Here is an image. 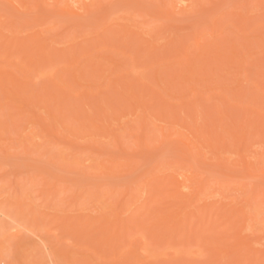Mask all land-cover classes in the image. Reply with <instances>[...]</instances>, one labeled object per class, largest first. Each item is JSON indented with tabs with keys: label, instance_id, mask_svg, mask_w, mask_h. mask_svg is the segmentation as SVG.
Segmentation results:
<instances>
[{
	"label": "rangeland",
	"instance_id": "rangeland-1",
	"mask_svg": "<svg viewBox=\"0 0 264 264\" xmlns=\"http://www.w3.org/2000/svg\"><path fill=\"white\" fill-rule=\"evenodd\" d=\"M17 1L18 0H16L15 2L13 1L14 3H11V0L10 1L0 0V22L3 20L6 21V22H4V21L1 22V23H4V25H3L4 28H3L2 24H0V33H2L1 34L2 36L0 35V44H1V46H0V53H1L0 54V63H1L0 64V75L1 74L3 75L6 72V70H9V71L11 70V72H13L14 75H16L15 76V78H16L15 86H17V87H18V85L23 86V89L16 88V90H13L14 92L17 91L16 92L17 94L19 93L18 91H20L19 97H21V98L16 96V98H17V99H15L16 101L13 100L14 106L15 105L16 106L13 109H9L10 107H8V106L13 107V103L6 101V100L10 101V99H6V100H4V99L6 97H8V95H9L8 89L11 88V90H12L13 87H12V85H10L8 83V80L5 79V78H7L6 76H4L5 74L3 76L5 77L4 79L7 80L6 83H5V80H4V82L0 81V87H1L0 88V96H1V98H3L2 100H4L3 102H0V104L1 103L4 104V102L6 104V105L4 104L5 107L0 105V106H2L0 108V110H2V111H0V264H88V263L90 264V262L93 264H123V263L129 264L130 262L127 263L126 258H129L130 255L125 256V254L128 252V249L131 250V248H133L132 252L134 251L133 253H135V255H136V256H134V254L132 253V255L135 258L132 257V258L128 259L129 261H132V264H164V262H165V264H187V262H188V264H211L212 261H213L212 264H222V263L223 264H249V263L250 264H253V263L258 264V261H259V264H262L263 263L262 260H264V194H263V192H264L263 191L264 190V178H263L264 175L260 176L261 178L260 177L257 178V177L259 175H261V173H262V172L258 171V168H260V169L263 168V170H264V156H262V158H261L262 161H260L261 154L263 153L262 150H264V141L263 142L261 141L264 138V128H263V126H264V83H263V81H262V83H260L259 79L255 80L254 78L257 77V76L255 77V75H257L255 73V71L257 72L259 69V70H263L262 72H264V67L261 66L260 64H258V62H257L258 67H256V65H254L255 64L254 62H256V60H255L256 58L257 59L260 58L259 60H261V61L264 60L261 58V56L264 55V48H263L264 47V44H263L264 40H262V38L264 39V37H263L264 36V17H263L264 6L261 5V3L264 5V0H259L260 2H257L258 0H209V1L208 0H172V2H171V0H161L162 2L160 0H83L86 4L89 5L87 12H86V10L82 12L83 9L81 10L77 7L79 9L78 10L76 8V6L81 7L83 4H81V2L76 3V2H74L75 0L74 1L73 0H67L68 2H66V0H57L58 3L55 2L56 0H44V1L36 0V2H39V3H38V6H36V7L33 6L34 8L32 7V5L34 4L35 0H32L30 2L32 4H30V7H28L29 10H27L28 8L26 9V6L21 7L20 1H18V3H16ZM169 1H170V3H169ZM197 1H199L200 3ZM90 2H91V4L93 3L91 6H90ZM245 2L246 3L250 2V3L249 4L247 3L248 4L247 5ZM66 3H69L71 6H74L76 11H78L77 13L80 12L77 17L75 15H71L67 10H66V12L64 11L66 9ZM17 4H19V5H17ZM64 5H65V7H64ZM244 5L246 7H244ZM18 6H19V8H18ZM62 9H64V10H62ZM228 12H233V13L236 12V14L235 15L233 14L234 16L230 17V16L226 15ZM239 12H241L242 15L243 14L246 15V16L243 15L244 19L246 17V19H245L246 21H243L240 16H239L240 18L238 17L237 14H240ZM224 13H225V15H224ZM167 14H170V15L168 16ZM225 16H226V18H225ZM228 17H230V18H228ZM257 17L260 19H258ZM217 18H219L218 19L219 24H217L218 30L214 31L213 26H215V25H213V24H215V23L213 21L217 20ZM229 19H231V21L235 22V23L234 22L233 23L236 24L235 25L236 27L235 26L233 27L234 24ZM247 19H249V20H247ZM34 20H36V21H34ZM164 20H166V21H164ZM255 20H256V22H254ZM238 21H243V23L241 22L242 24L239 25L240 22H238ZM248 21H250V22H248ZM244 23H246V24L249 23V25H247V27H246ZM123 24L125 26H126V24L128 25V28L126 27V30H128V32L125 31V33H123L124 31H121L120 33H118V30H121V28L124 27ZM166 24L169 26L167 27ZM251 24L252 25L254 24L253 25L254 30H253V28H251V26H250ZM5 25L8 27H5ZM219 25L220 26L223 25V26L220 28ZM261 25L263 26L262 28H261ZM120 26H121V28H119ZM129 27L131 28V30L129 29ZM202 27H205V28L202 30ZM256 27L258 29H255ZM2 28H3V32L1 30ZM12 28L14 29V31L12 30ZM17 28L19 30L18 31L19 33L16 31ZM243 28H245L244 33H245V31H247L246 28L252 29L251 30L252 35L250 33H248V34H250L251 37L248 35H244V36H246V38L250 37V39H251V38H253V35L255 36V38H256V36H258V38L261 37L260 40L262 42L261 43L259 42L261 45L263 44L261 50L258 49L259 47L256 45V43H255L256 41H252L249 44H248V42H246V44H248L249 48H251V49L253 48L252 50L250 49L252 55L248 54L247 51H246L247 53L245 52L246 47H245V49H242V48H244L242 45L243 42L241 41L242 39L239 38L240 36H242V34H239L240 36L237 35L238 30L242 29V31H243ZM5 29H7V30L9 29L8 30L9 32ZM162 29H163V31H161ZM35 30L37 33L35 32ZM129 30L132 31L135 35L131 34V32ZM135 30H136V32H135ZM137 30L138 31L140 30V32H138ZM115 31H116V34L118 33L117 37L120 36L119 38L114 36ZM141 31L143 32V34ZM145 31L149 32V33L153 31L152 32L153 34H151L150 36H152V39H155V40H152L149 43L146 42V44H152L151 42H154L157 44L156 47H158V48L155 47V44H152V45H154V47L152 45L151 46L147 45V46L150 49H151V47H152V49L155 48L154 50L158 56L159 55L161 56V54L163 53V55H162L163 58L161 57L159 59L160 61L158 60V62L161 63L162 65L158 64V62H155L156 60L154 59V57L153 58H151L149 56L146 57V55H148L147 54L148 51H146L147 52L146 55H145V52H143V51H142V53L144 55L141 53L146 58L143 57L141 54L139 56L140 50H138L137 48H138V46H140L143 43H140L142 40L141 38H140V41L137 42L138 37H139V36L137 37V35H139L138 33H140V35L141 34L143 35V36L141 35L142 38L143 37L145 38V39L143 38V41H147V40L149 41L150 40L148 37H146L147 33L145 35V33H144ZM159 31H160V34H159ZM194 31H195V34L199 33L197 41H196V38H194V39L192 38L194 36L193 35ZM10 32H12V33H10ZM129 32H130V34H129ZM161 32H163V33H161ZM234 32H235L236 37L234 36ZM247 32H250V30H248ZM121 33H123V35L125 34L124 36H126V37H124ZM149 33H148V36H149ZM34 34H36V36H37V34L40 36V37H38L39 39L41 38L40 43L41 44L44 43V45L48 46L49 47V49H47L48 51L51 49L52 50L55 49L54 52L51 51V53L53 52L52 54H54L53 57H51L52 56L51 53L50 54L48 53V55H51L50 56L51 57L50 62H48L46 59L48 56L43 60L38 59L39 57L37 58V55L34 54L36 52H39L38 50L35 51L36 50L35 49L34 53L32 52V50H29L35 44V43L33 45L30 44V43L34 42L32 40V38L34 39V37H36V36H33ZM200 34H201V36H200ZM154 35H155V37H154ZM14 36H17V37L14 38ZM26 36H29L31 38V42H30L29 38ZM121 36H123V37H121ZM130 36H133V37H130ZM134 36H135V38H134ZM11 37H13V38H11ZM242 38H243V36H242ZM12 39L15 40L13 43H17V42L20 43L21 42V45L25 46L24 52L21 50L22 49L21 46H17L15 44L11 45L12 48L10 49V51H8L10 53V58H7L9 56L5 55L4 51H6V48L9 49L8 44H10V42H12ZM126 39H129V40H127V44H126ZM131 39H133L134 41ZM5 40L6 41L8 40V41L6 42ZM24 40H25V42H24ZM97 40L98 41L104 40V41L103 42L101 41L97 44ZM171 40H173L174 42ZM179 40H181V41L179 42ZM246 40H248V38ZM246 40H244V41H246ZM170 41L174 43V47L178 46L176 48V50L181 49V51H179L181 54L179 56L176 55L177 58L172 57L171 59H169L170 56H169V58L166 57L167 58L166 60H168V59L170 60L169 64H168V62L165 60L164 57H165V55L168 56L167 50L165 48L166 47L171 48V45H173V44H171ZM221 41H223L224 43ZM104 42H105V45L102 46ZM107 42H109V44ZM175 42H176V44L177 43L178 44L175 45ZM182 42L185 43L186 46L188 47L187 53H189L190 51H191L190 53H192V54L189 53V55H188V57L190 58V62H189L190 64L189 65L191 66V69H192L190 72L187 70V68L190 66H188V63H186V61L184 59V56H185L184 51H186V49L180 48L182 45H183V47H185L184 46L185 44H183ZM206 42H208L210 44V46ZM227 42H228V44L234 43V46H235V44L237 45V49H239L241 47V49L244 50L241 53H242V55H247V56H244V57L242 56V58L239 59V63L242 64L243 67L245 65L246 66L250 65V64L247 65V63H251L250 66L251 67L254 66L251 69V74L247 73V71H246V74H244L246 76L244 77L243 75L241 76V74H243L245 72V70H244V72L241 71L242 70L241 67H240L241 69L238 68L237 71L235 70V68H230L231 70L229 71V73L230 72L232 73V71H234V74H227V76L229 75L228 77H230L231 79L225 78L226 80L222 79L223 81H220L219 78H221V77H218V75L220 76V73H218V72L220 71L221 74L227 73V72L223 71V69H224L223 62L224 61H221V60L217 61V59H218L217 56H216L217 59H214L212 57L217 55V53L219 51L217 53H216V51L219 48L223 49L227 52L229 49L228 50L224 49L225 47L229 48ZM196 43H197V46H195ZM215 43L217 45L219 44V46L220 45L221 46L219 47V46L215 45ZM169 44H171L170 47H169ZM179 44L180 45L182 44V45L179 46ZM189 44H191V45H189ZM213 44H214V46H213ZM223 44H226V45H223ZM250 44H252V46ZM82 45L84 46L83 47L84 50L81 47ZM87 45H88L89 49L90 48L91 49L90 50L88 49L86 52L85 49H87L86 48ZM96 45H98L100 47L97 46V48H95ZM133 45H135V47ZM28 46H29V48H27ZM147 46H145V48ZM140 47H139V49H140ZM148 47L146 50L149 49ZM94 48L97 50H95ZM189 48H191V49H189ZM193 48H194V51L192 50ZM78 49H80V51ZM165 50H166V52H165ZM75 51H76V53H74ZM14 52H16V53H14ZM30 52H32V53H30ZM79 52L83 53V54H80ZM93 52L96 54H94ZM173 52H172V54H173ZM179 52H178V54H179ZM11 53H14V54H12L13 56H11ZM20 53H22L23 55H27L28 53H30L29 55L32 54V57L35 58V59H32V61L34 62V60H35V62L31 63L29 61V57H27V56H25L24 58H28V59H25L22 61V59H23V57H22L21 60H18L22 56V54L19 55ZM156 53H155V55H156ZM221 53L222 52H220V54ZM223 53H225V52L223 51ZM60 54L62 56H64V58L59 57ZM168 54H169V52H168ZM35 55H36V57H34ZM46 55L47 54L45 53V56ZM195 55L199 56V60H196L197 56L195 59H193L195 57ZM248 55H250V56L248 57ZM42 56H44V55H42ZM70 56L71 57L76 56V58L81 59V60H78L79 63L78 62L74 63L75 67H73V65H71L72 61L69 59ZM83 56H84V59H83ZM158 56H156V58ZM182 57H183V59H182ZM203 57H205L206 60H207V58L208 59L210 58L212 65L215 66V68L213 66L211 67V68H213L212 70L214 71V73H213V71L211 70L212 74L214 75L211 78H213V81L215 80L216 85H218L217 84V81H218L219 84L220 83L226 84V86H228V88H225V89H227L228 91L232 90L228 93L226 92V90H224V93L226 96L222 95L224 97H227L228 98L227 101L230 103H228L227 101L222 102L223 98H224V97L223 98L221 97L222 89L220 87H222V86H217L218 89L216 90L215 88H217V87L215 86V84H212L210 82V78H209V81L207 79H206V81L210 82L214 87L213 86L210 87L211 85L208 82L205 83L202 80L203 83H205V85L207 86V89L209 87L210 91L207 90L206 88L204 89L205 85L202 83L203 84L202 86H204L202 88L204 90L202 88L201 89L199 88V89L201 91H207V93L204 92L205 93V95H204L201 93H195L194 92L195 97H193V98H195V99L192 98V91H191L192 89L189 88V89H191L190 90L191 92H189L188 87L195 85L198 88L197 85H199V83L201 82L199 79L200 76L198 75V73H199L198 68H201L200 66L203 64L204 68L206 69L205 63L207 61L204 63ZM36 58L38 60H36ZM102 58L104 61L101 60ZM243 58L247 63L244 62ZM73 59H74V57H73ZM176 59L178 61L180 59L183 60L184 70L185 71L187 70L186 75L190 73L189 74L190 78L193 79L192 80V79L188 78L189 77L188 76L187 77L188 79L186 78V80H188V82L190 80H191V82H193L196 79V81H194L192 84L190 83L191 84L190 86L187 85V81H186V83L183 81L184 76H183V79L181 77L180 78L181 80H180L178 78V76L174 75L175 69L180 68V66L178 64H180V62H181L180 61L178 63ZM133 60H136V61L133 62ZM164 60L166 62H164ZM195 60L198 62V65H196L197 62ZM235 60H237V59H235ZM16 61H20V63L18 64ZM37 61H39L40 63H43V64L39 63V67L36 69L35 64L38 63ZM209 61L207 62V64H209ZM261 61H259V63ZM45 62H48L50 64L52 62H54V64L48 65V64H44ZM99 62L102 64H105L106 66L105 65H103V66L106 69L107 68L109 69L112 66V69L108 70L110 72L105 70L103 73L102 71H100L98 69L99 66L97 67V64L98 65L100 64ZM105 62L106 63L108 62V64H106ZM233 62H235V61H233ZM165 63H167V64H165ZM173 63L174 64L177 63V65L179 67L177 65H173ZM25 64L27 66L30 65V67H32V68H29L30 71L27 69V67L25 68V66H26ZM145 64H147V66ZM232 64H234V63H232ZM169 65H173L174 67L172 66V68H171V66H169ZM10 66L13 68H11ZM16 66H18V67L21 66L22 69L24 68V71H25L24 73L28 72L27 75H29V72H30V75L28 77L24 76L23 75L24 73L21 74L22 70L19 71L18 67H16ZM86 66H89L88 70H87ZM167 66H169L170 68L168 69ZM176 66H177V68H176ZM209 66H211V64H209ZM234 66L238 67L235 64H234ZM93 67L95 68L94 70H93ZM100 67H101V65H100ZM161 67H166V69L161 70V69H163ZM251 67H248V69H250ZM71 68H72V72L74 71L73 74H78V75L82 73L80 69L85 68L83 71L85 73V75L82 73L84 75L85 79L84 78L79 79V81H78V82H81V83H79L80 85L78 84L79 90L77 88H75V87H77L76 85L75 86H74V84L72 85L73 81L71 82L72 79H70V78H72L74 76H73V74H72V76H70ZM91 68H92V72H90ZM216 68L219 69L218 72H217ZM16 69H17V71H16ZM25 69H27L28 71L26 72ZM34 69H35V71H34ZM245 69H246V67H245ZM79 70H80V73H78ZM148 70L150 73L148 72ZM153 70H154V72L156 70H160V72H158L159 73L158 77L159 76L161 77L164 74L162 81L159 80L160 78L158 79L159 81L155 80V83H157L158 85L156 84V86H155L153 84L154 87L150 86L151 85L150 82L153 83L154 78L151 77L150 75H148V73L152 74ZM166 70H168V71H166ZM208 70H210V69H208ZM225 70H226V68H225ZM75 71H76V73H75ZM235 71L238 73H239V71L243 72V73H239V74L237 73L238 74L237 75V74H235ZM15 72H16V74H15ZM93 72H94V74L96 73L95 75L101 76V78L99 76L98 77L101 79V80L100 79L99 80L102 83H100L99 80H98V83L101 84L102 90L99 87L100 85L98 83H96V82L94 83L92 81L95 78V77L93 78V76H92ZM121 72L124 74H126V72H127L126 75H128V73H129L130 76L128 78L132 79V81H133V82H131L132 84H130L129 87H132V90L134 92L137 91V93L135 92L136 94H139L138 93V91H139L141 93L143 92L142 95L145 96V90L148 89V87L145 88L143 85L150 86L151 89H149V90L156 92V93H154V95L152 94V96H150V97L147 96V94H149L150 91L147 90V92H146L147 97H145V98L147 100L144 98L145 102L148 101L149 98L155 99V100L151 99L152 101L149 100L148 104L151 105L150 108L147 107V105H148L147 103L144 104L145 103L144 100L143 101L139 100V101H135V104L137 105L138 102H140V105L138 104L141 107V108H139L140 112L138 110H136L133 113L134 115L133 114L131 115L128 113H127V115L125 114L127 112V110L128 111L133 110L132 107H134L135 105L130 107L131 109L129 107L125 106V105L131 103V101L129 99H127V100H129V102L128 103L126 102V100H125L126 96L125 95L126 94L130 95L129 93H131L132 90H130L129 88H128L129 90H127V86H125V84H129V82H128L129 79L126 76L121 77L122 75H124ZM165 72H167V74ZM182 72H183V74H185L184 71H182ZM215 72H217V73H215ZM262 72L260 71L259 73H262ZM105 73H107V75H105ZM176 73L178 74V72H176ZM86 74H88V75H86ZM108 74H110L109 75L110 78H113V77L115 78V80L112 83L118 82V81H116V79L119 78V76H120L121 79H118V80H119V82L121 80L120 83H122V84H120V85H119V83L118 84L117 83L112 84L110 86V89H109L108 84L111 83V80H110V82H108V80H109ZM191 74H192V77H191ZM209 74L211 76L210 72H209ZM247 74L249 75L248 76L249 78L247 77ZM116 75H117V77H116ZM203 75H205V74L203 73ZM232 75H235V76L237 75V76L235 77ZM86 76L88 79L86 78ZM144 76H146V77L148 76V77L144 78ZM239 76H240V78H239ZM260 76H264V75H260ZM260 76H259V78H262L264 80V78L260 77ZM130 77H132V78H130ZM102 78H103V80H102ZM122 78H123V80H122ZM135 78L137 80H135ZM171 78L174 81H171L172 80ZM176 78H178V79H176ZM204 78H205V76H204ZM216 78L219 80L216 81ZM126 79H128V80H126ZM146 79L147 80L149 79L151 81L149 82V80L147 81ZM17 80H19L20 82H18ZM73 80H74V78H73ZM229 80H232V82H234V84H230L231 82ZM234 80H236V81H234ZM49 81H51V82H49ZM181 81H183L187 85L186 88L188 89V90H186V88L184 87V89L187 91V93L185 91L184 94L183 93L182 94H183V96L184 95L186 96V94H187L188 97L182 98V99H181V96H182L181 93H180L181 94V96H180V94L177 92L179 94L177 97L176 92H174L173 90L170 89V87H172V89H173L175 82L178 84V82H181ZM29 82L31 84V85L29 84L30 86L27 85ZM90 82L93 86L91 84L89 86H87L88 83H90ZM103 82L104 83L107 82V84L105 83L106 86H104V85L102 86ZM126 82H128V83H126ZM162 82L165 84H163ZM215 82H213V83H215ZM253 82H255V83H253ZM68 83H70V84H68ZM82 83H85V84H82ZM181 83H179L180 86H181ZM184 83H182L181 87L176 85V86H178V88H181L180 91H182V92L184 90L183 89ZM3 84L6 86H4ZM42 84L43 85L45 84L47 86L49 92H52L51 93L52 94V100L46 101L47 100V94L42 90L43 95H44L43 98L45 99V102H44V99L42 98V95H41L42 93L40 94L42 99L39 101H42V103L44 102L43 103L44 105L41 104V106L42 105L43 106L39 107V105L37 104V106H36L37 102L34 98L36 103H33V102L32 103L35 104L36 108L35 109L33 107L32 108L35 111L32 110L29 112V109L27 108V103L30 100V97L33 96V93L36 94V93H38V91L40 92V89L43 88V87L41 88ZM235 84L237 86L239 85L238 86L239 87L238 93L235 90L237 87ZM1 85H3V87ZM45 85H44V87H45ZM54 85H55V88L53 87ZM61 85L64 87L59 89V86H61ZM68 85H72V86H68ZM115 85H117V87L119 85L118 89L114 88ZM121 85H124V86H122V88H121L120 87ZM166 85H169V88L165 87ZM80 86H83V87L81 88ZM86 86L89 88H86ZM159 86H162V87H159ZM176 86H174V87H176ZM25 87H28V88H26V90H25ZM38 87L40 89H38ZM96 87H99L100 89L98 90V88H96ZM192 87H194V86H192ZM200 87H201V85H200ZM224 87L225 86L223 85V88ZM47 88H43V89H46V91H47ZM80 88L82 90H83V88L84 89L86 88L85 92L88 95L87 98L91 102V103H89L90 105L88 104V101H89L88 99H84V102L86 101V103L88 104L87 106L86 105L82 106L81 101H79V99L77 100V98H76V100L75 99L71 100L72 96L73 97L75 96L74 95L75 93L80 94L81 92H83ZM119 88H120V90H119ZM50 89H51V91H50ZM52 89H55V91L53 92ZM105 89H107V90L105 91ZM141 89H142V91H140ZM168 89H170V91H173L174 93H172V95H171V93L168 91ZM199 89H197V90H199ZM30 90H32V91H30ZM36 90H37V92H36ZM72 90H74V91H72ZM87 90H89V93ZM160 90H162L161 92H166V91L168 92L167 96H166V94H165V96H163V98L165 99L164 102H168V103L173 102V105L176 104L175 108H172V105L170 103V106L172 109L169 106V109H171V111L168 115L166 114L169 111L168 108H164V111L162 110L163 113H160L161 109L159 110L161 105L162 106L165 105V103L164 104L161 103V102H163V100L161 99L162 98L161 95H163V93H160ZM244 90H245V92H244ZM69 91H71V93ZM101 91H103L102 95H100ZM92 92L96 95V97L92 96V95H94ZM215 92H216V94H215ZM26 93H29V95H27ZM122 93H123V95H122ZM224 93H222V94H224ZM4 94H5V96L7 95L5 98H4ZM81 94L83 95L84 93H81ZM112 94H115V95H112ZM120 94L122 96H125V97H122ZM158 94H160L161 98L158 96ZM197 94H201L202 100L199 97H197L198 96ZM53 95H56V97H58V98L54 99ZM89 95H91L92 97H90ZM149 95H151V94H149ZM173 95H174V97H173ZM210 95H212V98ZM49 96L50 95H48V98H49ZM120 96L122 98H124V100H122V98ZM156 96L159 97L161 100L159 98H156ZM168 96L169 97L172 96L173 98L171 97V100L169 99V101H168L167 98H165ZM179 96H180V98H179ZM208 96L210 97L211 100L209 99ZM13 97H14V95H13ZM139 97H140V95H139ZM196 97H197V99H196ZM231 97H233L234 100ZM103 98H107L109 101L107 99L106 100L104 99L105 100L104 101V100H102ZM114 98H116V99L114 100ZM187 98H189V99H187ZM18 99H20L19 102H17ZM26 99H28L27 102H26ZM158 99L160 101H158ZM190 99L191 100L193 99L194 101L193 100L192 101L194 103L193 102L191 103L189 101ZM207 99L210 101H208ZM220 99H221V101L219 102ZM55 100H59V101L56 102ZM133 100H134V97H133ZM195 100L197 102H198V100L201 101L200 103L198 102V105L202 104L203 106L202 105L201 106L196 105L197 108H195V107L192 108L191 104H194V106H195V103H196ZM206 100H207V102H206ZM252 100L254 102L253 104L255 105L254 110L256 109L257 112H254L252 108H248V105L250 107V103H252ZM112 101H114V103ZM115 101H117V102H115ZM124 101H125V104H123ZM185 101L187 103H188V101L191 103V104L190 103L188 104V108H186V106H187L186 104H185L186 106L183 104L184 106L182 107V110L180 111L182 113H177L176 110L174 111V109H177L176 107L179 103L180 104L182 102L185 103ZM22 102H24V103L22 104ZM106 102L107 103L109 102V105L108 104L106 105ZM119 102H121V103H119ZM153 102H155V104ZM29 103H30V101H29ZM45 103H46V105H45ZM78 103H80V104L78 105ZM86 103H84V104H86ZM116 103H118V104H116ZM7 104H8V106H7ZM131 104H133V103H131ZM131 104L129 106H131ZM143 104H144L145 108L144 107L142 108ZM215 104H216V106L217 105L219 106V104H220V106L222 107L220 110L226 109L228 114L225 118H222L220 116L222 112L220 113V112L216 111L217 113L220 114L219 116L221 117V119H220V117L218 116V119H217L218 114L214 112L216 110V109L214 110V108H217V107H215ZM224 104L226 107L224 106ZM230 104L232 107L230 106ZM74 105H77L78 107L80 106L79 108H80V111H82V112H80L79 108L75 107ZM152 105H154L155 108H153ZM166 105L164 107H167ZM234 105L237 107H233ZM21 106H22V108H21ZM29 106L31 107V105H28V107ZM139 106H137V107H139ZM204 106L207 108L205 109ZM241 106H243V108H248V110H247L248 112L246 113L243 110L239 109V108H242ZM112 107L114 109L118 108L117 111H120V112L122 111L121 114H118V112H117L118 117H116V118L118 120H113L111 118L113 116L112 114H110L111 119H109V116H108V118L106 117L108 115V112L111 113L110 111L112 110ZM146 107L149 109H147ZM180 107H178L177 110H179ZM251 107H253V106H251ZM7 108L9 110H7ZM23 108H25V109H23ZM73 108L74 109L76 108L75 111ZM127 108H129V109H127ZM194 108L196 109V111L197 110H199L200 112L202 111V116H201V113H199L200 115L197 114L200 116V120L198 118H196V120L198 119L199 121H201V117L204 119V120L202 119V121L200 123H203V121H205V120L207 121L209 119L208 118L209 115L214 110L213 111L214 112L213 117L210 116L212 119L215 116L216 120H218L220 123L226 122V123H228V126L231 125V127L229 126L228 128L223 127L224 129L219 125L220 128H217V130H218V131H216L217 133L219 131H221L224 134L225 133L224 130H227V131L229 130V132H230V130L236 131V130H238V128L242 124L243 125L242 129H247V131H246V134L244 136H242L246 140L244 142H242L241 144L246 143L247 147L243 148L241 150H238L237 146H234V147L232 146L231 140H229L230 141V143H229V141L227 142L226 138H225L224 140L228 143V145L226 144L227 145L226 148L228 149L231 146L229 148L231 150H228L229 153L226 151L227 149L224 152L223 151L219 152V153L215 152L216 154L212 153V152L216 151L215 148H211V146H209L210 148H207L208 145L204 143L205 145H207V146H205L206 149L204 147V149H205L204 151L207 152V153H204V155L199 156V154H196L195 149H197V148H195L194 149L195 150V152H194L195 157H192V158L188 157L187 160L182 159V156L179 157L178 156L179 153L182 155H185V156H191L188 154H193V153H190L191 151L189 152L188 149L185 146H183V144L181 146L179 136L174 135L173 130L175 128V131H176V129H179V130L182 129L185 133L188 132L187 129H189V126H187V128H185V129H183L184 125L182 126V124L180 125L179 123H182V122H180V120H182L183 116L186 117V119H185V117H183L185 119V120L183 119V121L186 122V120H187V123L189 122L190 119H191V122H192V120H195V119L190 118L192 115H190L189 113L186 115L184 114L185 111L190 112L191 114H194V113L196 114L197 112L196 111L194 112ZM219 108L220 107L217 108L218 111H219ZM82 109H84V110H82ZM144 109H145V111H141ZM152 109H153V111H152ZM38 110H39V113H38ZM91 110H93L92 113L94 112L95 114H96V112H95L96 110L99 112V114L101 113L100 114V116L102 115L101 118H104V120H106L103 122H105L106 125L108 126V128L105 127L106 129H108V131H106L104 126L102 127L98 123L95 124L96 126H98V128L97 127L94 128V126L91 125V122H89L90 121L89 119L91 118L90 116L94 115V113L91 115ZM154 110L155 111L159 110L158 113H160L159 115H161V116L158 115L159 116L158 119H156L155 115H153V114H152L153 116L151 115V113L154 112ZM249 110H252L254 113L252 111H250V112H252V113H250ZM51 111H53V112L51 113ZM56 111H58V112H56ZM14 112H15V114H14ZM33 112L36 115L35 117H33V118H35L34 120H36V121L31 120V122H30L31 124H30L28 118H30L33 115ZM72 112H74L75 115L72 114L73 116L69 117L70 119H68L67 113L70 115ZM136 112H138L139 114L141 113L140 114L141 119L143 121L147 122L146 124L140 119L139 116L138 117L140 120L138 121V119H136V117H137V116H135ZM143 112H144V114L149 113L150 115L148 114V116L155 117V118H152V119H154L155 124L151 123V121L148 123V121H149V119L147 118L148 116H147V114H145L146 115V117H145ZM206 112L210 113L208 115V117H207ZM4 113H6V117H5ZM12 113L16 117H14L12 115ZM28 113L29 114L32 113V115L31 114H30L31 116L27 115ZM78 113H79V115L84 116V118L87 116L90 117L89 119H87V121L89 120L88 123H90V125H91V128L90 127L87 128L88 130L90 129L89 131H84V130H86V127L83 126L84 123H82L83 125H81V126H83V129H82V127H80V125H79L81 123L80 120H79L80 123H78L80 128H78L79 130L77 129V125H76V123H74L75 119H73V118L76 117L78 115ZM84 113L87 114V116ZM129 113H131V112H129ZM7 114H9V115L11 114V117H12L11 119L13 121H11L9 115H7ZM49 114H51V115H49ZM175 114H177V116ZM2 115H4V116H2ZM143 115H144V117H143ZM164 115L165 116L167 115V118ZM187 115H190V116L188 117ZM27 116H29V117H27ZM81 116L79 117V119L81 118ZM100 116H99V118H100ZM163 116L166 118V120L168 119V117H170V119L172 117H174V118L178 117L177 119L175 118L177 120L178 124H176L175 122H174V124L172 123L175 120V119L173 120V118L171 119V121L172 120L173 121L171 122L169 120L170 121V123H169V121L168 120L166 121ZM223 116H225V115H223ZM20 117H21V120H20ZM25 117H27V118H25ZM94 117H92V118H94ZM160 117L163 118V120L159 119ZM194 117H196V116H194ZM84 118H83V120H84ZM113 118L116 119L115 117H113ZM58 119L62 120L61 122L67 124L68 126L64 124L66 127L63 128L64 125L63 124L61 125L60 122H57ZM72 119H73V123L76 126H72L73 125V123H71ZM147 119H148V121H147ZM67 120H68V122H67ZM69 120H71V121H69ZM130 120H132V121H130ZM133 120H135L134 123H132ZM227 120L230 122H227ZM242 120H244V121H242ZM141 121L146 125V126L144 125V128L142 127L143 123ZM209 121L210 120H208L207 125L210 126V125H212V123L209 124ZM231 121H232V123H231ZM4 122L5 123L10 122V124L7 123V125L5 126ZM130 122L132 124H130ZM140 122H141V124H140ZM191 122H189L188 125L192 124ZM194 122L196 123V121H194ZM15 123H16V126H14ZM17 123H18L19 127H18ZM86 123H85V125H89L88 123L87 124ZM105 123H103V124H105ZM187 123H185V124L187 125ZM220 123H218V124H220ZM233 123H235L234 125H236V126H234ZM152 124L154 125L155 128H156V126H158V128H159V125H161L163 127H164V125H166L167 126V127L165 126L166 129H165V131H163L165 133L168 132L166 134L164 133L166 135V137H162V135L160 134L161 126H160L159 130H156L152 126ZM170 125L174 126V128L172 129ZM214 125H217V121L214 122ZM127 126H129V127H127ZM180 126H181V128H180ZM190 126H192V125H190ZM224 126H226V125H224ZM232 126H234V127H232ZM258 126L260 128L262 126L263 132L260 133V131H262V129L259 131ZM33 127L35 128V130L37 129L38 135L34 136L32 133H30L31 138L32 139L35 138V139L31 140V138L29 136L27 139V136H25L27 133H29V131L27 129L32 130ZM110 127L114 128V129L112 130ZM170 128L172 129V131H170L171 130ZM9 129H10V131H9ZM35 130H34V132H35ZM94 130H96V131H94ZM109 130L111 132L115 131V132L111 133L113 136V140H112L111 134H109V136H111V138L109 137L108 140L106 139V138H108L107 134L109 133ZM118 131L120 132V134H118L119 133ZM234 131H231V133H233ZM69 132H70V134H69ZM71 132H74V134H72ZM85 132H86V134H85ZM95 132H98V134L101 137H103L104 139L103 138L101 139V137L97 134L95 136L91 134V133H95ZM169 132H170V134H169ZM236 132L235 133L238 134V131H236ZM259 133H260V135H259ZM262 133H263L262 137H259V136H261ZM77 134L80 136L79 138L76 137V136H78ZM167 134L171 135L170 138H169V135L167 137ZM81 135H83L82 136V137H84L83 139H82ZM225 135H227V134H225ZM228 135H230V137H231L232 135H234V133L232 135L229 133ZM32 136H34V137H32ZM38 136H40V137L38 138ZM98 136L100 137V140H102V141L97 140V142H94L95 140H93V141L87 140L88 137L94 138V137H98ZM69 137H71V138H69ZM74 137L79 139V141L77 139H73ZM114 137H115V139H114ZM176 138H177V140H175ZM227 138H228V136H227ZM84 139H86V142L84 141ZM116 139L118 140L119 143L116 141ZM157 139L158 140L160 139L159 142H162V144H160ZM258 139L260 140V142H258ZM68 140H70V141H68ZM111 140H112V142H111ZM153 141H154V143H153ZM256 141L259 144L255 143ZM92 142L95 144H93ZM98 142H99V144H98ZM143 142H144V144H143ZM111 143H112V145H111ZM158 143L160 144L159 146H157ZM216 143L219 144L216 141L214 145H216ZM150 144H152V145H150ZM229 144H230V146H229ZM137 146H139V147H137ZM151 146H152V148H151ZM160 146H162V147H160ZM23 148L25 150H23ZM121 149H123V150L121 151ZM130 149H132V150H130ZM181 149H182V151H181ZM126 150H127V152H126ZM194 150H192V152ZM123 151L130 154V156L126 153H125V155H126L125 156ZM202 152H203V150H202ZM239 153L244 154L246 160L247 161L249 160V162L253 163L252 165H253L254 169H257V170L252 171L251 169L249 170L248 167L243 166L241 161H240ZM127 155L129 156V158L127 157ZM215 155H216V159H215ZM124 156L127 159H129L128 160L129 162L130 161H133V162H132V164L128 163V166H126V167L124 166V168L126 170L122 167L123 170H125V171H121L122 170V168H121V170H120L121 173H118L120 171H118V170H117L118 172L115 171L116 170L115 169L116 168L115 163L116 162L118 163V161L121 164H123V162L125 163V161H126L125 159L122 162ZM94 157H96V158H94ZM110 157L113 159V161L107 163L105 160H108V161H109V159L112 160ZM120 157L122 159H119ZM255 157H257V158H255ZM67 158H68V160H67ZM91 158L94 160H92ZM131 158H133L137 161H135L133 159L130 160ZM115 159L117 160L116 162H115ZM64 160H67V161L71 160L72 163L73 162L74 163L70 164L68 162H65ZM74 160L80 161L79 163L81 165H83L84 167L79 166V164L75 165L77 163V161L75 163ZM188 160H189V162H188ZM225 160L227 162H224ZM257 160H259V161H257ZM98 161H102L101 163L104 165L108 164L109 166H111V169H112V167L113 168L115 167L114 168L115 170L113 169L114 170L113 171V170L108 169L109 170L108 171L106 169L108 171V172H106V171H103V169H101V170L98 169L96 167V165L99 163ZM180 161H183V162L185 161V163H191L193 166H191L189 168L187 167V165L185 166V168H184V166L183 167H177V170H175L176 174H174V175H176L174 177H176V179H178L177 183H178V181H182V179L184 177L182 175L183 173L189 174L191 172L197 171L196 174L194 173L193 175H197V173H198V175H200V178H202L201 180H203L202 186H205L206 183L208 185H207L206 190L204 191L203 194H201V195L198 194L199 197L198 196L197 197L199 198V202L197 201V203L196 202H195V204L193 203L195 206L191 203L194 200L193 199L190 202H188V203H190V205H188V207H185V211L188 210L189 213L192 212L191 214H193V215H191V217L189 216L187 218L188 221L187 220L183 221V217H185V216H183V217H181L182 218V224L181 225L176 224L178 222V220H175V219L178 217H173V219H171L167 222L168 223L167 225L163 224L162 227H160V226L158 228L156 227L155 232L153 229H151V230H153V233H155L154 237H152L153 236L151 234L152 232L148 230L149 227H152V226L149 225L151 222L148 221L149 220V214L147 212H149V213L151 211L154 212L158 208V207L157 208L155 207L156 203L151 201V200L155 199V196L156 195L158 196V194H159L158 191H160L159 187L156 188V189H159L157 191L154 188L157 187L156 184H157V182H159V180H158L159 177L165 178L166 173H168V170L170 171L173 168V166H175V165L177 166V165L181 164V166H182V163ZM228 161H229V163H228ZM137 162H138V164H137ZM258 162H259V164H258ZM156 165H157V167L155 168L154 166H156ZM117 167H118V164H117ZM174 168H176V167H174ZM166 170H167V172H166ZM100 171H102L103 173ZM177 171H178V173H181V174H178ZM172 172H173V170H172ZM250 172L255 174L254 176H257L259 173L260 174L255 178L254 176L252 177V175H253L252 173H251L252 175L249 176ZM149 173H150V175H148ZM263 173H264V171H263ZM168 174H167V177L171 174L173 175V173H171L169 175ZM153 175H155V176H153ZM148 176H150L151 178L150 177L148 178ZM156 176H157V178H156ZM145 178L147 181L145 180ZM152 178L153 179L156 178V180H158L157 182L155 180L156 183L154 182L153 183L154 185L152 184V182L154 181ZM159 179H161V178H159ZM163 180H165V179H163ZM163 180L162 179L160 180L161 183L164 182ZM198 180H200V179H197V182H195V184L198 183ZM216 180H218L219 182H217ZM145 182L146 183L148 182V183L145 185L147 188L145 187L144 188L145 191H144L141 188L144 187ZM150 182L152 185L148 186ZM175 182H176V180H175ZM185 183L188 184L189 182L185 181ZM160 184H159V186H160ZM190 184H191V186L194 185L193 182H191ZM225 184H227L228 186L227 185L223 186ZM216 185H218V186H216ZM164 186H165V188L163 186H161L162 187L161 192L167 193L171 189L168 181L164 182ZM171 186H172V184H171ZM180 187H182V185ZM217 187H220V188H217ZM247 187H248V189H247ZM190 188L192 189L193 187H190ZM190 188L188 186L183 185V187L181 188V193L189 195L188 193L190 192ZM225 188H226V190H225ZM252 188H254V189H252ZM151 190H153V191L155 190L156 192L154 191L152 193ZM212 190H213V192H214V190H216L213 196H211ZM207 192H208V194H207ZM218 192H219V195H218ZM222 192L225 193V195L224 194L222 195ZM112 193H113V195H112ZM134 194H135V197H134ZM150 195H151V197H150ZM190 196L191 195H189V197H188L189 199L191 198ZM222 196H224V197H222ZM152 197H154V198H152ZM160 198H161V196H160ZM160 198H159V200H160ZM169 198L170 197L166 198V204L167 205L162 203V205H163L162 207H164V208L160 207L161 206L160 203H157V204H160L159 209H160L161 213L155 212L154 215H156V213H157V215H159V216H161V215L166 216V214H168V212L171 211L172 208L173 209L176 208L177 205L176 206L174 205L175 207H173V206L169 207L170 204H169V202H167V200L168 201L170 200ZM128 199H129V201H128ZM189 199H188V201H189ZM137 200H139L140 202ZM163 200H165V199H163ZM259 200H260V202H259ZM132 201H133V203H132ZM183 201L185 202V199ZM31 202H32L33 206L31 205ZM118 202H119V204H118L119 207L117 206ZM200 202H202V204H200L201 207L198 204ZM170 203H171V201H170ZM187 204H186V206H187ZM196 204H197V206H196ZM122 205L124 206V208ZM142 205H145L146 208L148 206L147 209L149 211L145 208V206H142ZM181 205H182V203H181ZM184 206L185 205H183L182 210H183ZM31 207H34V208L31 209ZM114 207L119 212L117 210H115ZM151 208H153V209L156 208V209L153 210ZM211 208H213V209H211ZM214 208H217L219 213ZM231 208L233 210L235 209L233 213H231V211H229V209H231ZM241 208H243V209H241ZM120 209H122V210H120ZM128 209L129 210L131 209V210L129 211ZM127 210L129 211L128 212L129 214L127 213ZM236 210L238 211L237 213H236ZM134 211H136V212H134ZM157 211H159V210H157ZM205 211L210 212V214L208 213L209 215L203 217V214H205L204 213ZM227 211H229V212L227 213ZM117 212H118L119 217L116 219H118V221L116 219H114V220H116L117 223L113 222V224H116L115 225L116 227L117 226L119 227V225H120V228H118V229H121V222L125 218L124 222L127 221L126 222L127 224L129 222L131 223V224L129 223L130 225L128 224V226L131 229L128 226H126L127 229H125V228L123 230L121 229L123 233L119 232V230H117L118 234H120V233H122V234L119 235L120 239H119V236L117 238V236L115 235V236H113V239H112L113 241L111 240L112 243L114 242L113 244L115 246H116V243L119 242L117 247H115L113 245L115 248L113 247V250H110L111 252L114 251V253H111L110 251H108V248H110L108 246V244H110L109 243L110 241H109L107 243V246H108L107 249H105L106 247L104 248V246H103V248L105 250H107L106 251L107 255L106 256L102 255V257H101V256H99V255H101L100 253H98L99 251L98 252H96V251L100 250V248L102 246H99L100 242H98V240L96 241L95 237L100 235L103 232L102 231L103 229H105L104 231H106V228H103L102 230H100L101 225L103 227L105 225V224L103 225V220H106V221L108 220V219H104V218L105 217H109V218L112 217L110 219V220H112L113 216H114L113 214H115ZM181 212L179 213V215L182 214ZM137 213H139V215ZM145 213H147V215ZM131 214H133V215H131ZM102 215L105 217H102ZM229 215H230V217H228L229 221L226 219V221H228V222L225 223V218ZM87 216H91V217H87ZM152 216H153V214H151V217ZM250 216L253 217L254 219L251 218ZM254 216H256V217H254ZM131 217H133L134 219L133 218L131 219ZM136 217L139 219V221L136 219ZM155 217H158V216H155ZM232 217H233V219H232ZM86 218H91V221H93V222H91L90 219H87L88 223H91V224L93 223L94 225H97V226H94L93 224L91 225V224L86 223V221H87ZM119 218H122V219H119ZM191 219H192V221H191ZM96 220H99V221H96ZM238 220H239V222H238ZM198 221L199 222L203 221L204 222V223L202 222L203 225H202V223H199ZM210 221L214 225H212V223ZM221 221H223L225 224ZM124 222H122V224ZM159 222L163 223L164 220L158 221V224L161 225L162 223L160 224ZM206 222H207V226L205 225ZM240 222H242L243 224ZM60 223H62V224H60ZM184 223H185V226H184ZM229 223H231L230 225L235 224L234 227L237 226L236 225L237 223H238V225H243V229H242L243 231L241 230V234L244 237H246V235H247L248 238L247 237L246 238L248 240L251 239L250 240L251 241L250 247L253 248V250H254L252 255H250V254L244 255L243 254V250H245V249H243L244 245L241 246V244L238 243L235 246H233L234 242H232V243L230 242V243H227L228 247H226V249H225L226 254H222L223 252L217 253V254H221L222 257L219 256L221 258V260H220V258L218 259L217 257H216L217 259H214V257L212 255L215 251H213V253L211 254L212 249H209V248L210 247L214 248L216 246L218 247V244L220 245V243L223 241L225 242V245H226V239L228 237L230 238V236L233 235V232H231V230L234 229L237 231V227L233 228V225L231 226L232 228L230 227L231 230H230V228L228 230L227 227L230 226ZM83 224H88V225H83ZM108 224L105 225V227H107V231H108V233L106 231L107 234H105V235H107V236L109 235L110 238H112L111 237V235H113L112 230L115 231V229L110 230V228L108 226H111V225H108ZM117 224H119V225H117ZM142 224L144 225V227H146L147 224L149 225L146 228V230H142L143 232L140 231L141 229H143ZM197 224H198L199 228H198V226H196ZM223 224L225 226H223ZM179 225L182 228H184V230L182 228H180ZM226 225H228V226L226 227ZM249 225L251 227H248ZM80 226H82V227H80ZM122 226H125V225H122ZM156 226H158V225L156 224ZM171 226H173V227L177 226L176 227L177 229H175V228L173 229V227H171ZM201 226H203V228ZM90 227H92L93 228L92 230H94L96 232L92 233L93 238L90 237V239H89V234H91V232H89L91 230ZM94 227H96V228H94ZM224 227H226V228H224ZM252 227H253V229H252ZM16 228L17 229L19 228L18 229L19 230L18 236L17 235L14 236L15 232H16ZM81 228H83V229H81ZM137 229H140V230H137ZM159 229H161V231ZM162 229H163V231H162ZM222 229H224V230H222ZM135 230H137V232H138L137 234L134 233V232H136ZM156 230H157V232H156ZM178 230H179V232H178ZM219 230H220V233H219ZM147 231L150 233V235L147 233ZM173 231H175V232L173 233ZM80 232H81V234H80ZM177 232H178V235L180 234L179 236L177 235ZM184 232H186V233H184ZM228 232H230L229 235H228ZM84 233H85V235H84ZM171 233H173V234H171ZM87 234H88V236H87ZM129 235H132V236H129ZM156 235L159 236V238ZM101 236L98 238L99 240H100ZM123 236L128 237L127 238L128 242L125 240V238ZM169 236H170V238H167ZM181 236H182V238H181ZM220 236L224 237L223 241H222V238H219ZM104 238H107V237L105 236ZM114 238H115V240H114ZM246 238H245V240H246ZM90 240H94L95 244L93 241L89 242ZM116 240H118V242L115 243ZM167 240H168V243H167ZM171 241H172V243H171ZM97 242H98V244H96ZM121 242L122 243L126 242V246L124 247L123 245H125V243L122 244ZM204 242L206 245L204 244ZM215 242L218 244H216ZM80 243H82V245ZM83 244H85V245H83ZM105 244H106V242L104 243V245ZM133 244H135V246ZM210 244H211V246H210ZM231 246H233V247H231ZM230 247L233 251L232 250L229 251ZM126 248H128V249H126ZM145 248L147 250L149 249L150 251L146 252L147 251L146 250L143 252V250H145ZM67 249H69V252H71V253L64 252L65 250L68 251ZM104 249H101V250H104ZM249 250H251V249H248L247 251H249ZM184 251H186L187 253L189 252V253L188 254L186 252L184 253ZM256 251H258V253ZM103 252L105 253V251H103ZM151 252L153 253V256L155 258L151 255ZM229 252L231 253L230 255H228ZM244 253H245V251H244ZM68 254H70V256H68ZM128 254H130V253L128 252ZM155 254H157V255H155ZM214 255L216 256V253ZM262 256H263V258H262ZM136 257H138V258H136ZM245 257H246V260H248V261L245 260ZM255 257H256V259H255ZM212 258H213V260H211ZM124 259H126V261ZM155 259H157V260H155ZM122 260H124V261H122ZM216 260H218L219 263H215ZM254 260H256V261H254ZM157 261H159V262H157ZM161 261H162V263H161ZM229 261H231V262H229ZM120 262H122V263H120Z\"/></svg>",
	"mask_w": 264,
	"mask_h": 264
},
{
	"label": "bare ground",
	"instance_id": "bare-ground-1",
	"mask_svg": "<svg viewBox=\"0 0 264 264\" xmlns=\"http://www.w3.org/2000/svg\"><path fill=\"white\" fill-rule=\"evenodd\" d=\"M6 1H10V0H6ZM13 1L15 2L16 0H13ZM13 1L11 0V3H14ZM18 1H20V3H21L20 6H21V7H22V6H23V7L26 6V9H27L28 7H30V4H32V3H30L32 0H18ZM18 1H17L16 3H18ZM38 1H39V0H38ZM42 1H44V0H42ZM73 1H74V0H73ZM160 1H161V0H160ZM208 1H209V0H208ZM55 2H57V0H56ZM66 2H68V1L66 0ZM74 2H76V3L81 2V4H83V5H82L81 7H80V6H76V8L78 7V8L81 9V10L83 9L82 12L85 11V10H86V12H87L89 5L86 4L83 0H75ZM161 2H162V1H161ZM171 2H172V0H171ZM197 2H199V1H197ZM197 2H196V3H197ZM257 2H260V1L258 0ZM11 3H10V4H11ZM20 3H19V4H20ZM35 3H36L37 5H36ZM38 3H39V2H36V0H35V2H34V4L32 5V7H33V6H35V7L38 6ZM57 3H58V2H57ZM169 3H170V1H169ZM199 3H200V2H199ZM199 3H198V4H199ZM245 3H246V2H245ZM245 3H244V4H245ZM247 3H248V2H247ZM247 3H246V4H247ZM249 3H250V2H249ZM249 3H248V4H249ZM19 4H17V5H19ZM92 4H93V3H92ZM92 4H91V2H90V6H91ZM242 4H243V3H242ZM248 4H247V5H248ZM261 5L264 6L262 3H261ZM10 6H11V5H10ZM166 6H167V5H166ZM239 6H240V5H239ZM242 6H243V5H242ZM64 7H65V5H64ZM244 7H246V6L244 5ZM247 7H248V6H247ZM18 8H19V6H18ZM33 8H34V7H33ZM37 8H38V7H37ZM73 8H74V9H73ZM78 8H77V9H78ZM30 9H31V8H30ZM64 9H65V8H64ZM64 9H62V10H64ZM79 9H78V10H79ZM170 9H171V8H170ZM173 9H174V8H173ZM233 9H234V8H233ZM263 9H264V8H263ZM27 10H29V8H28ZM35 10H36V9H35ZM66 10H67L71 15H75L76 17H77L78 14L80 13V12L77 13L78 11H76L75 7H74V6H71L69 3H66V9H65L64 11L66 12ZM234 10H235V9H234ZM236 10H237V9H236ZM239 10H240V9H239ZM239 10H238V11H239ZM25 11H26V10H25ZM36 11H37V10H36ZM165 13H166V12H165ZM228 13H229V14H228ZM228 13H227L226 15H227V16H230V17H231V16H234V15L236 14V12H234V13H233V12H228ZM230 13H231V14H230ZM239 13L241 14V12H239ZM81 14H82V13H81ZM233 14H234V15H233ZM240 14H237L238 17L240 16V17L242 18L243 21H246V20H245L246 17H245V19L243 18V15H244V14H243V15H242V14L240 15ZM167 15L169 16L170 14H167ZM167 15H166V16H167ZM219 15H220V14H219ZM224 15H225V13H224ZM237 15H236V16H237ZM168 16H167V17H168ZM244 16H246V15H244ZM40 17H41V16H40ZM162 17H163V16H162ZM230 17H228V18H230ZM240 17H239V18H240ZM263 17H264V15H263ZM220 18H221V17H220ZM223 18H224V17H223ZM225 18H226V16H225ZM236 18H237V17H236ZM257 18H258V17H257ZM34 19H35V18H34ZM36 19H37V18H36ZM218 19H219V18H217V20L213 21V22L215 23V24H213V25H215V26H213L214 31H217V30H218V25H217V24H219V20H218ZM231 19H232V18H231ZM231 19H229V20L231 21ZM258 19H260V18H258ZM234 20H235V19H234ZM237 20H238V19H237ZM247 20H249V19H247ZM3 21H4V20H3ZM3 21H1V22H3ZM34 21H36V20H34ZM38 21H39V20H38ZM164 21H166V20H164ZM221 21H222V20H221ZM243 21H238V22H240L239 25H241V24L243 23ZM257 21H258V20H257ZM1 22H0V24H2V26H3L4 23H1ZM4 22H6V21H4ZM231 22L233 23L234 21H231ZM241 22H242V23H241ZM248 22H250V21H248ZM254 22H256V20H255ZM10 23H11V22H10ZM125 23H126V22H125ZM125 23H124V24H125ZM234 23H235V22H234ZM234 23H233V24H234ZM5 24H6V23H5ZM124 24H123V25H124ZM127 24H128V23H127ZM127 24H126V26L124 25L123 28H121V26H120L119 28H121V30H118V33H120L121 31H124L123 33H125V31L128 32V30H126V27L128 28V25H127ZM244 24H245L246 27H247V25H249V23H247V24L244 23ZM7 25H8V24H7ZM166 25H167V24H166ZM235 25H236V24H234L233 27H234ZM253 25H254V24H253ZM253 25L251 24L250 26H251V28H253V30H254ZM256 25H257V24H256ZM2 26H1V27H2ZM8 26H9V25H8ZM8 26L5 25V27H8ZM168 26H169V25H167V27H168ZM216 26H217V27H216ZM219 26H220V25H219ZM222 26H223V25H222ZM222 26H220V28H221ZM237 26H238V25H237ZM161 27H162V26H161ZM161 27H160V28H161ZM235 27H236V26H235ZM258 27H259V26H258ZM262 27H263V26L261 25V28H262ZM3 28H4V26H3ZM3 28L1 29L2 32H3ZM124 28H125V29H124ZM204 28H205V27H202V30H203ZM206 28H207V27H206ZM216 28H217V29H216ZM249 28H250V27H249ZM249 28H246V29H247V31L250 30V32L245 31V33H244L245 28H243V31H242V29H241V30H238V34H237V35L240 36L239 34H242L243 38H242V36L239 37V38L242 39L241 41L243 42L242 45H243L244 48H242V49H245V47H246L245 52L247 51L248 54H251V55H252L251 50H252L253 48H252V49L249 48L248 44H249L250 42H252V41H256L255 43H256V45L259 47L258 49L261 50V49H262V46H263L264 43H263L262 45L260 44L262 41L260 40L261 37L258 38V36H256V38H255V36L253 35V38L250 39V37H251L250 34H251V30H252V29H249ZM123 29H124V30H123ZM129 29L131 30L130 27H129ZM171 29H172V28H171ZM232 29H233V28H232ZM255 29H258V28L256 27ZM259 29H260V28H259ZM5 30H7V29H5ZM8 30H9V29H8ZM8 30H7V31H8ZM12 30L14 31L13 28H12ZM12 30H11V31H12ZM130 30H129V31H130ZM151 30H152V29H151ZM200 30H201V29H200ZM16 31H17V32L19 31L18 28H17ZM137 31H138V30H137ZM161 31H163V29H162ZM196 31H197V30H196ZM240 31H241V32H240ZM8 32H9V31H8ZM35 32H36V30H35ZM35 32H34V33H35ZM130 32H131V34L135 35L132 31H130ZM130 32H129V34H130ZM135 32H136V30H135ZM138 32H140V30H139ZM138 32H137V33H138ZM141 32H142V31H141ZM152 32H153V31H152ZM152 32H150V33H149V32H146V31L144 32L145 35H146V33H147L146 37H148V38L150 39L149 41H148V40H147V41H143V38H144V37L142 38V36H143V35H142L143 32H142V34H141L142 36L140 35V33H138L139 35L136 34L137 37L139 36L137 42H139V41H140V38H141L142 40H141L140 43H143V44H141V45L139 44L141 47L138 46L137 49L140 50V51H139L140 53L138 52V53H139V56H140V54L142 53V51L145 52V55H146V53H147L146 51H148V53H147L148 55H146V57H148V56L151 57V58L154 57V59L156 60L155 62H158V60L162 57L163 53L161 54V56H160V55L158 56L157 53H156L155 50H154L155 48L152 49V47H151V49H152V50H151V49L148 47V46H151L152 44H155V47H156V45H157L156 43L151 42L152 44H146V42L149 43L150 41L155 40V39H152V36H150L151 34H153ZM201 32H202V31H201ZM212 32H213V31H212ZM239 32H240V33H239ZM242 32H243V33H242ZM246 32H247V33H246ZM10 33H12V32H10ZM18 33H19V32H18ZM36 33H37V32H36ZM118 33H117V34H118ZM123 33H121V34L123 35ZM148 33H149V36H148ZM154 33H155V32H154ZM161 33H163V32H161ZM248 33H250V34H248ZM1 34H2V33H0V35H1ZM3 34H4V33H3ZM32 34H33V33H32ZM117 34H116V31H115V35H114V36L117 37V36H118ZM159 34H160V31H159ZM124 35H125V34H124ZM124 35H123V36H124ZM155 35H156V34H155ZM155 35H154V37H155ZM188 35H189V34H188ZM193 35H194V36L196 35L197 37H196V36L194 37ZM193 35H192L193 37H192V36H191V37H192L193 39L196 38V41H197V38H198L199 33H198V34H197V33L195 34V31H194V34H193ZM244 35H248V36H250V37H247L248 40H246L247 38H246V36H244ZM251 35H252V34H251ZM1 36H2V35H1ZM30 36H31V35H30ZM33 36H36V34H34ZM123 36H121V37H123ZM156 36H157V35H156ZM200 36H201V34H200ZM213 36H214V35H213ZM234 36H235V32H234ZM260 36H261V35H260ZM5 37H6V36H5ZM15 37H17V36H14V38H15ZM26 37H28L29 40H30V42H31V38H30L29 36H26ZM38 37H40V36L37 34V36L34 37V39L32 38V40H33L34 42L32 41L33 43H30V44H31V45H33L34 43H35V44H34L33 47H31L29 50H32L33 53H34V50H35V49H36L35 51L38 50L39 52L34 53V54L37 55V58L39 57L38 59H42V60H43V59H45V58L48 56L49 58L47 57L46 59H47L48 62H50V58L53 57L54 54H52V53L54 52L55 49H54V50L51 49V50H49V51H50V52H49V51L47 50V49H49V47L46 46V45H44V43L41 44V43H40V39H41V38L39 39ZM119 37H120V36H119ZM119 37H117V38H119ZM124 37H126V36H124ZM130 37H133V36H130ZM235 37H236V36H235ZM263 37H264V36H263ZM11 38H13V37H11ZM22 38H23V37H22ZM28 38H27V39H28ZM94 38H95V37H94ZM94 38H93V39H94ZM127 38H128V37H127ZM134 38H135V36H134ZM156 38H157V37H156ZM254 38H255L256 40H255ZM1 39H2V38H1ZM16 39H17V38H16ZM18 39H19V38H18ZM97 39H98V38H97ZM144 39H145V38H144ZM225 39H226V38H225ZM10 40H11V39H10ZM10 40H9V41H10ZM22 40H23V39H22ZM127 40H129V39H126V44H127ZM131 40H133V39H131ZM131 40H130V41H131ZM244 40H246V41H244ZM262 40H264V39L262 38ZM5 41H6V40H5ZM7 41H8V40H7ZM7 41H6V42H7ZM14 41H15V40L12 39V42H10V44H8V45H9V47H8L9 49L6 48V51H4V52H5L4 54L7 55V56H9V57L6 56L7 58H10V53H9L8 51H10V49L12 48L11 45H14V44H15V45H17V46H21V47H22L21 50L24 52V48H25V46L21 45V42H20V43H19V42H17V43H13ZM101 41H102V40H101ZM101 41H98V40H97V44H98L99 42H101ZM103 41H104V40H103ZM103 41H102V42H103ZM130 41H129V42H130ZM133 41H134V40H133ZM171 41H173V40H171ZM171 41H170V42H171ZM176 41H177V40H176ZM180 41H181V40H179V42H180ZM198 41H199V40H198ZM24 42H25V40H24ZM131 42H132V41H131ZM168 42H169V41H168ZM173 42H174V41H173ZM173 42H171V44H173V45L169 44V47H170V45H171V48H168V47L165 48V49L167 50V55H168V56L165 55V57H164L165 60H166L167 58H169V56H170L169 59H171L172 57L177 58L176 55L179 56V55L181 54V53L179 52V51H181V49H180V50H179V49L176 50V48H177L178 46L174 47V43H173ZM221 42H223V41H221ZM239 42H240V41H239ZM246 42H248V44H246ZM259 42H260V43H259ZM263 42H264V41H263ZM45 43H46V42H45ZM107 43L109 44V42H107ZM132 43H133V42H132ZM182 43H183V42H182ZM197 43H198V42H197ZM197 43H196L195 46H197ZM199 43H200V42H199ZM206 43H208V42H206ZM216 43H217V42H216ZM216 43H215V45H217ZM223 43H224V42H223ZM3 44H4V43H3ZM87 44H88V43H87ZM101 44H102V43H101ZM124 44H125V43H124ZM126 44H125V45H126ZM130 44H131V43H130ZM177 44H178V43H177ZM177 44H176V42H175V45H177ZM183 44H185V43H183ZM187 44H188V43H187ZM208 44H209V43H208ZM208 44H207V45H208ZM227 44H228V42H227ZM252 44H253V43H252ZM252 44H250V45L252 46ZM259 44H260V45H259ZM26 45H27V44H26ZM47 45H48V44H47ZM104 45H105V42L103 43L102 46H104ZM147 45H148V46H147ZM181 45H182V44H181ZM181 45L179 44V46H181ZM189 45H191V44H189ZM189 45H188V46H189ZM223 45H226V44H223ZM229 45H230V46H229ZM0 46H1V44H0ZM34 46H35V47H34ZM97 46H98V45H96L95 48H97ZM131 46H132V45H131ZM133 46L135 47V45H133ZM143 46H144V47H143ZM145 46H147L150 50H149V49L146 50L147 47L145 48ZM152 46L154 47V45H152ZM184 46H185V47H183V45H182L180 48H182V49H186V51H184V52H185L184 59H185L186 63H188V66H190V65H189V64H190V63H189V62H190V58L188 57V55H189V53H190L191 51H190L189 53H187V48H188V47L186 46V44H185ZM209 46H210V44H209ZM213 46H214V44H213ZM217 46H219V44H218ZM220 46H221V45H220ZM220 46H219V47H220ZM36 47H37V48H36ZM47 47H48V48H47ZM81 47L83 48L84 46L82 45ZM98 47H100V46H98ZM139 47H140V49H139ZM219 47H218V48H219ZM222 47H223V46H222ZM222 47H221V48H222ZM228 47H229V48H226V47H225L224 49H227V50L229 49V50L227 51L229 54H228L225 50L219 48V49L216 51V53L219 51V52L217 53V55H215V56L213 55L214 57H212V58H214V59H217V58H218L217 61H218V60L224 61V62H223V64H224V69H223V71L227 72L226 74H225V73L221 74V72L219 71V69L216 68V69H217V72L219 71L218 73H220V76L218 75V77H221V78H219L220 81H223L225 78H226V79H227V78H230V77H228L229 75L227 76V74H234V71H232V73H231V72L229 73V71L231 70L230 68H235L236 71H237L238 68H239V69L242 68L241 71L244 72V70H245V72L243 73V72H240V71H239V73H243V74H241V76L243 75L244 77L246 76V75H244V74H246V71H247V73L251 74V69H252V67H254V66H252V67L250 66L251 63H247V62L244 60V58H243L244 62L247 63V65H248V64H250V65H248V66L245 65V66L243 67V65L239 63V59H241L242 56H243V57H244V56H247V55H242L241 52H243L244 50H242L240 46H239L240 48L238 47L239 49H237V45L235 44V46H234V43H233V44L229 43V44H228ZM1 48H2V47H1ZM4 48H5V47H4ZM27 48H29V46H28ZM86 48H87V49H85V50H86V52H87V50L89 49L88 45H87ZM95 48H94V49H95ZM119 48H120V47H119ZM156 48H158V47H156ZM263 48H264V47H263ZM75 49H76V48H75ZM90 49H91V48H90ZM90 49H89V50H90ZM142 49H143V50H142ZM170 49H171V50H170ZM174 49H175V50H174ZM189 49H191V48H189ZM204 49H205V48H204ZM234 49H235V50H234ZM240 49H241V50H240ZM248 49H249V50H248ZM250 49H251V50H250ZM21 50H20V51H21ZM76 50H77V49H76ZM78 50L80 51V49H78ZM83 50H84V48H83ZM95 50H97V49H95ZM95 50H94V51H95ZM158 50H159V49H158ZM166 50H165V52H166ZM172 50H173L174 52H173ZM192 50L194 51V48H193ZM222 50H223L225 53H223ZM51 51H53V52L51 53ZM103 51H104V50H103ZM133 51H134V50H133ZM193 51H192V52H193ZM235 51H236V52H235ZM254 51H255V50H254ZM6 52H7V53H6ZM32 52H30V53H32ZM44 52L47 54L46 56H45V53H44ZM154 52L156 53V55H155ZM161 52H162V51H161ZM168 52H169V54H168ZM172 52H173L174 55L172 54ZM178 52H179V54H178ZM220 52H222V53L220 54ZM237 52H238L239 54H240V53H241V54L239 55ZM247 52H246V53H247ZM14 53H16V52H14ZM14 53H11V56H13L12 54H14ZM30 53H28L27 55H23L22 53H20L19 55L22 54V56H21L18 60H21L22 57H23L22 61L25 60V59H28V58H24L25 56H27V57H29V61L32 63V62H33L32 59H35V58L32 57V54L29 55ZM48 53H49V54L51 53L52 56H51V55H48ZM70 53H71V52H70ZM72 53H73V52H72ZM74 53H76V51H75ZM79 53H80V52H79ZM93 53H94V52H93ZM170 53H171V54H170ZM235 53H236V54H235ZM0 54H1V53H0ZM80 54H83V53H80ZM94 54H96V53H94ZM142 54H143V53H142ZM142 54H141V55H142ZM150 54H151V55H150ZM190 54H192V53H190ZM226 54H227V55H226ZM36 55H35L34 57H36ZM42 55H44L45 57L42 56ZM74 55H75V54H74ZM143 55H144V54H143ZM143 55H142V56H143ZM238 55H239V56H238ZM16 56H17V55H16ZM50 56H51V57H50ZM156 56H158V57L156 58ZM193 56H194V55H193ZM196 56H197V55H195V57H194L193 59H195ZM216 56H217V58H216ZM222 56H223V57H222ZM226 56H227V57H226ZM249 56H250V55H248V57H249ZM263 56H264V55H263ZM263 56H261L262 59H264ZM6 57H5V58H6ZM59 57H61V58L63 57V58H64V56H62L61 54H60ZM67 57H68V56H67ZM73 57H74V59H73ZM73 57L70 56L69 59L72 61V64H71V63H70V64L73 65V67H75V66H74V63H77L78 60H81V59L76 58V56H73ZM143 57H145V56H143ZM146 57H145V58H146ZM166 57H167V58H166ZM207 57H208V56H207ZM233 57H234V58H233ZM239 57H240V58H239ZM11 58H12V57H11ZM37 58H36V60H38ZM65 58H66V57H65ZM75 58H76V59H75ZM85 58H86V57H85ZM162 58H163V57H162ZM203 58H204V60H203L204 63H205L206 61L208 62V61L210 60V61H209V64H211V66H209V64H207V62H206V63H205V65H206V69L204 68V65H203V64L200 66L201 68H198V72H199L198 75H199L201 78H202V77H203V78L201 79V78L199 77V79H200V81H201V82L199 83V85H197V84L195 83V84L198 86V88H197L195 85H192V86H194V87H192V86H191V87H188V89L191 88L192 90H191V89L188 90V89L186 88L187 85L190 86L194 81H196V79H195L193 82H191L190 79H192V78H190V75H189L190 73L186 75L187 70H188L189 72L192 70V69H191V66H190V67L187 66L188 68H187V70L185 71V70H184V66H183V60H182L183 57H182V59H180L179 61L176 59L178 63H179L180 61H181V62H180V64H178V65L180 66V68L175 69L174 75L178 76L179 79H180L181 77H182V79H183V76H184L183 81H184L185 83H186V81H187V85H186L183 81H181L182 83H184L183 89H184V87H185L186 90H188L189 92L192 91V98L195 97V93H201V94H204V95H205V93H207V91H201L200 89H201L202 87H204V86H202V85H203V84L205 85V83L208 82V81H209V78H210V82H211L212 84H215L216 87H217V86H222V87H220V88L222 89V93H224V90H226L227 93L230 92V91H232V90L228 91L227 89H225V88H228V86H226V84H224V83H223V84H222V83L219 84V82L217 81V80H219V79H217V78H216V81H217V84H218V85H216L215 80L213 81V78H211V77L214 76V75L212 74V71H213L212 69H213V68H211V67H212L213 65H212V63H211V59H210V58H209V59L207 58V60H206L205 57H203ZM83 59H84V56H83ZM107 59H108V58H107ZM130 59H131V58H130ZM135 59H136V58H135ZM169 59L166 60V61L168 62V64H169V61H170ZM178 59H179V58H178ZM224 59H225V60H224ZM235 59H237V60H235ZM259 59H260V58H258V59L256 58V59H255L256 62L253 61V62L255 63L254 65H256V67H258V65H257V62H258V64H260L261 66L264 67V64H263V63H264V62H263L264 60L261 61V60H259ZM8 60H9V59H8ZM70 60H69V61H70ZM92 60H93V59H92ZM101 60L104 61L103 58H102ZM145 60H146V59H145ZM165 60H164V62H166ZM176 60H175V61H176ZM196 60H199V56H197ZM196 60H195V61H196ZM40 61H41V60H40ZM108 61H109V60H108ZM134 61H136V60H133V62H134ZM159 61H160V60H159ZM233 61H235L236 63L233 62ZM250 61H251V60H250ZM259 61H261L262 63H261V62L259 63ZM14 62H15V61H14ZM16 62H17L18 64L20 63V61H16ZM34 62H35V60H34ZM34 62H33V63H34ZM37 62H38V63L35 64V66H36L35 68H36V69L39 67V63H40L39 61H37ZM48 62H45L44 64H48V65H52V64H54V62H52L51 64L48 63ZM196 62H197V61H196ZM78 63H79V62H78ZM99 63H100V62H99ZM105 63H106V62H105ZM131 63H132V62H131ZM153 63H154V62H153ZM181 63H182V64H181ZM218 63H219V62H218ZM221 63H222V62H221ZM228 63H229V64H228ZM232 63H234V64L237 65L238 67L234 66V64H232ZM0 64H1V63H0ZM2 64H3V63H2ZM40 64H43V63H40ZM106 64H108V62H107ZM136 64H137V63H136ZM156 64H157V63H156ZM158 64H161V63L158 62ZM165 64H167V63H165ZM25 65H26V64H25ZM100 65H101V67H100ZM103 65H105V64H102V63H100L99 65L97 64V67L99 66L98 69H99L100 71H102L103 73H104L105 70L108 71L109 69H112V66H111V68H109V69L107 68V69H106ZM110 65H111V64H110ZM139 65H140V64H139ZM145 65L147 66V64H145ZM148 65H149V64H148ZM161 65H162V64H161ZM173 65H177V63H176V64L173 63ZM173 65H169V66H171V68H172ZM178 65H177V66H178ZM196 65H198V62L196 63ZM207 65H208V66H207ZM228 65H229L230 67H229ZM239 65H240V66H239ZM105 66H106V65H105ZM113 66H114V65H113ZM116 66H117V65H116ZM157 66H158V65H157ZM159 66H160V65H159ZM165 66H166V65H165ZM169 66H167L168 69L170 68ZM177 66H176V68H177ZM179 66H178V67H179ZM181 66H182V67H181ZM10 67H11V66H10ZM16 67H18V66H16ZM26 67H27V69H28L29 71H30L29 68H32V67H30V65H29V66L26 65L25 68H26ZM86 67H87V70H88V69H89V68H88L89 66H86ZM108 67H109V66H108ZM114 67H115V66H114ZM173 67H174V66H173ZM213 67L215 68V66H213ZM240 67H241V68H240ZM245 67H246V69H245ZM248 67H251V68L248 69ZM11 68H13V67H11ZM161 68H163V69H161V70H165V69H166V67H161ZM181 68H182V69H181ZM225 68H226V70H225ZM243 68H244V69H243ZM27 69H25L26 72L28 71ZM82 69H83V68H81L80 70H81V72L85 75V73L83 72L85 68H84L83 70H82ZM94 69H95V68L93 67V70H94ZM116 69H117V68H116ZM147 69H148V68H147ZM151 69H152V68H151ZM208 69H210V70H208ZM228 69H229V70H228ZM256 69H257V68H256ZM4 70H5V69H4ZM18 70H19V71L22 70V73H21V74H23V73L25 72V71H24V68L22 69L21 66L18 67ZM80 70H79L78 73H80ZM177 70H178V71H177ZM211 70H212V71H211ZM220 70H221V69H220ZM8 71H9V70H6L5 73L2 71V72L5 74V75H4V74H3V75L6 76L7 78H5V77L1 74L2 76L0 75V81H3V82H4V80L7 79V80H8V83H9L10 85H12V87L14 88V89L12 88V90H11V88L8 89V93H9L8 97H6L7 95L5 96V94H4V98L6 97L4 100H6V99H10V101H9V100H6V101H8V102H10V103H13V107H12V106H8V104H7V106L10 107L9 109H13V108L16 106V105L14 106V102H13V100L16 101V100H15V99H17L16 96L19 97V93H20V91H18L19 93L17 94V93H16L17 91L14 92L13 90H16V88H18V89H23V86H20V85H18V87L15 86V83H16V78H15V76H16V75H14V73L11 72V70H10L9 72H8ZM16 71H17V69H16ZM34 71H35V69H34ZM120 71H121V70H120ZM166 71H168V70H166ZM182 71H184L185 74H183ZM205 71H206V72H205ZM207 71H208V72H207ZM215 71H216V70H215ZM221 71H222V70H221ZM236 71H235V74L238 73V72H236ZM260 71L262 72L263 70H259V69H258L257 72L255 71V73L257 74V75H255V77H256V76H257V77L254 78V79H255V80H258V79H259V80H260V83H262V81H263V83H264V80H263L262 78H259L260 75H264V72L259 73ZM73 72H74V71H73ZM73 72H72V68H71L70 76H72ZM86 72H87V71H86ZM90 72H92V68H91ZM90 72H89V73H90ZM108 72H110V71H108ZM128 72H129V71H128ZM148 72H149V70H148ZM158 72H160V70H156L155 72H154V70H153V71H152V74H149L150 72L148 73V75H150L151 77L154 78V82H153V83L150 82L151 80L148 79L149 82L151 83L150 86H153V87H154V85L156 86L157 83H155V80H157V81L161 80V81H162V79H163V75H164V74L161 76V77H162V78H161L160 76L158 77V74H159ZM176 72H178V74H177ZM194 72H195V71H194ZM209 72L211 73V76H210ZM217 72H215V73H217ZM18 73H19V72H18ZM75 73H76V71H75ZM82 73L79 74V75H78V74H73L74 77L70 78V79H72L71 82L73 81V82H72V85H73V84H74V86L76 85L77 87H75V88H77V89H78V86L80 85L79 83H81V82H78L79 79H83V78L85 79V77H84V75H83ZM121 73H122V72H121ZM165 73L167 74V72H165ZM169 73H170V72H169ZM203 73H204L205 75H203ZM213 73H214V71H213ZM239 73H238V74H239ZM15 74H16V72H15ZM27 74H28V72H27V73H24L23 75L26 76V77H28V76L30 75V72H29V75H27ZM92 74H93V75H92L93 78L95 77L94 79L96 80V81H95V80L93 79L92 81H93L94 83H95V82L98 83V80L101 78V76H100V75H95L96 73L94 74V72H93ZM111 74H112V73H111ZM122 74H124V73H122ZM126 74H127V72H126ZM126 74L122 75L121 77H123V76L125 77V76H126V77L128 78V77L130 76L129 73H128V75H126ZM181 74H182V75H181ZM207 74H208V75H207ZM224 74H225V75H224ZM238 74H237V75H238ZM258 74H259V75H258ZM18 75H19V74H18ZM77 75H78V76H77ZM86 75H88V74H86ZM105 75H107V73H105ZM109 75H110V74H108V78H109L108 82H110V80H111V83L108 84L109 87L107 86L109 89H110V86H111L112 84H116V83H117V84L119 83V85L122 84V83H120L121 80H120V82H119V80H118V79H121L120 76H119V78L116 79V81H118V82H116V83H112V82L115 80V78H114V77H113L114 79H113V78H110ZM146 75H147V74H146ZM153 75H154V76H153ZM180 75H181V76H180ZM237 75H236V76H237ZM13 76H14V77H13ZM76 76H77V77H76ZM90 76H91V75H90ZM96 76H97V77H96ZM98 76H99L100 78H99ZM179 76H180V77H179ZM188 76H189V77H188ZM204 76H205V78H204ZM209 76H210V77H209ZM232 76H235V75H232ZM236 76H235V77H236ZM248 76H249V75L247 74V77H248ZM252 76H253V75H252ZM116 77H117V75H116ZM145 77H146V76H144V78H145ZM147 77H148V76H147ZM147 77H146V78H147ZM187 77L190 78V79H189V80H190L189 82H188V80H186ZM191 77H192V74H191ZM215 77H216V76H215ZM235 77H234V78H235ZM247 77H246V78H247ZM253 77H254V76H253ZM260 77H263V78H264V76H260ZM2 78H3V79H2ZM4 78H5V79H4ZM73 78H74V80H73ZM86 78H87V76H86ZM89 78H90V77H89ZM130 78H132V77H130ZM140 78H141V77H140ZM159 78H160V79H159ZM173 78H174V77H173ZM178 78H176V79H178ZM188 78H187V79H188ZM196 78H197V77H196ZM239 78H240V76H239ZM248 78H249V77H248ZM1 79H2V80H1ZM87 79H88V78H87ZM112 79H113V80H112ZM124 79H125V78H124ZM128 79H129V78H128ZM128 79H126V80H128ZM158 79H159V80H158ZM168 79H169V78H168ZM171 79H172V78H171ZM174 79H175V78H174ZM206 79H207L208 81H206ZM222 79H223V80H222ZM226 79H225V80H226ZM230 79H231V78H230ZM232 79H233V78H232ZM261 79H262V80H261ZM7 80H5V83H6ZM29 80H30V79H29ZM90 80H91V79H90ZM90 80H89V81H90ZM100 80H101V79H100ZM100 80H99V81H100ZM102 80H103V78H102ZM122 80H123V78H122ZM126 80H125V81H126ZM133 80H134V79H133ZM135 80H137V79L135 78ZM146 80H147V79H146ZM148 80H147V81H148ZM169 80H170V79H169ZM180 80H181V79H180ZM192 80H193V79H192ZM202 80H203L205 83H203ZM240 80H241V79H240ZM17 81L20 82L19 80H17ZM27 81H28V80H27ZM92 81H91V82H92ZM106 81H107V80H106ZM171 81H174V80L172 79ZM198 81H199V80H198ZM229 81L231 82L230 84H234V82H232V80H229ZM234 81H236V80H234ZM237 81H238V80H237ZM49 82H51V81H49ZM49 82H48V83H49ZM91 82L88 83V85H87V84H86V85L89 86V85L91 84ZM93 82H92V83H93ZM128 82H129V84H125V86H127V90H129V89L132 90V87H129L130 84H132L131 82H133L132 79H129ZM128 82H126V83H128ZM181 82H178V84L175 82V83H174V84H175L174 86L178 85L179 87H181V86H182V83H181ZM210 82H208V83L211 85V86H210V85H209V86L212 87L213 85H212ZM213 82H215V83H213ZM224 82H225V81H224ZM256 82H257V81H256ZM22 83H23V82H22ZM54 83H55V82H54ZM54 83H53V84H54ZM100 83H102V82L100 81ZM105 83L107 84V82H105ZM105 83L103 82L102 86H103V85L106 86ZM159 83H160V82H159ZM162 83H163V82H162ZM179 83H181V86L179 85ZM190 83H191V84H190ZM197 83H198V82H197ZM202 83H203V84H202ZM208 83H207V84H208ZM253 83H255V82H253ZM258 83H259V82H258ZM29 84H30V82H29L27 85L30 86L31 84H30V85H29ZM68 84H70V83H68ZM78 84H79V85H78ZM82 84H85V83H82ZM98 84H99V83H98ZM98 84H97V85H98ZM123 84H124V83H123ZM141 84H142V83H141ZM153 84H154V85H153ZM163 84H165V83H163ZM237 84H238V83H237ZM3 85H4V84H3ZM3 85H1V86L3 87ZM42 85H43V84H42ZM42 85H41V88H42V87H43V88H47V86H46L45 84H44L45 87H44V85H43V86H42ZM72 85H68V86H72ZM91 85H92V84H91ZM95 85H96V84H95ZM99 85H100L99 87L101 88V84H99ZM119 85H118V87H119ZM157 85H158V84H157ZM159 85H160V84H159ZM171 85H172V84H171ZM185 85H186V86H185ZM200 85H201V87H200ZM223 85L225 86L224 88H223ZM235 85H236V84H235ZM253 85H254V84H253ZM257 85H258V84H257ZM4 86H6V85H4ZM39 86H40V85H39ZM87 86H86V88H89V87H87ZM92 86H93V85H92ZM122 86H124V85H121L120 87L122 88ZM143 86H144L145 88L148 87V89H146V90L144 89V90H145V96L142 95L143 92L141 93V92L138 91L139 94H136L137 91H135V92H136V93H135L133 90H132L131 93H129L130 95H128V94L125 95V96H126V98H125L126 102L128 103L129 100H130L131 103H133V104L130 103L131 106H129L130 104H127V105H125V106L130 108V107H132V106L135 105L134 107H132L133 110H131V111H128V110H127V109H129V108L126 109V110H127V112L125 113L126 115H127V113L132 115L136 110L139 111V108H141V107L139 106V105H140V102H138L139 105H138V104L136 105V104H135V101H139V100H140V101H141V100L143 101V100H144V102H145V99H146L145 97H147V96L150 97V96H152V94L154 95V93H156V92H154V91H152V90H151V91L149 90V89H151L150 86H147V85H143ZM174 86H173V89H172V87H170V89L173 90L174 92H176V96H177V97H178V95H179L180 93H181V94H182V93L184 94V92L186 91L185 89H184V90L182 89V90H183V92H182V91H180L181 88H178V86H176V87H177V88H176V87H174ZM236 86H237V85H236ZM238 86H239V85H238ZM238 86L236 87V89L234 88V89L237 91V93L239 92V89H238L239 87H238ZM251 86H252V85H251ZM255 86H256V85H255ZM20 87H21V88H20ZM53 87L55 88V85H54ZM63 87H64V86L61 85V86H59V89H61V88H63ZM80 87L82 88L83 86H80ZM84 87H85V86H84ZM99 87H96V88H98V90H99V89H100ZM118 87H117V85L114 86V88H117V89H118ZM159 87H162V86H159ZM163 87H164V86H163ZM165 87H168V88H169V85H166ZM195 87H196L197 89H199V88H200V89L197 90ZM213 87H214V86H213ZM240 87H241V86H240ZM0 88H1V87H0ZM4 88H5V87H4ZM26 88H28V87H25V90H26ZM43 88L40 89V88L38 87V89H40V92L38 91V93H36V94L33 93V96L30 97V100H29L30 103H29V101H28V103H27V108L29 109V112L32 111V110L35 111L34 109H35L36 107H35V104H33V103H36V102H37V103H36V106H37V104H38L39 107H40L41 104H43V103L45 102V99L43 98V96H44V95H43V91L47 94V100H46V101H48V100H49V101L52 100V94H51L52 92H49L48 88H47V91H48V92L46 91V89H43ZM69 88H70V87H69ZM81 88H80V89H81ZM86 88H85V89L83 88V90L81 89V90L83 91V92H81V93H84L83 95H82L81 93H80V94L75 93V94H74L75 96H74V97L72 96L71 100H72V99H73V100H74V99L76 100V98H77V100L79 99V101H81V103H82V106H84V105L87 106L89 103H91L90 100L87 98L88 95H87V93L85 92V91H86ZM128 88H129V89H128ZM175 88H176V89H175ZM205 88L207 89V86H206V85H205L204 89H205ZM254 88H255V87H254ZM30 89H31V88H30ZM77 89H76V90H77ZM165 89H166V88H165ZM170 89H168V91H169V92L171 93V95H172V93H174V92H173V91H170ZM178 89H179V90H178ZM202 89H203V88H202ZM204 89H203V90H204ZM213 89H214V88H213ZM213 89H212V90H213ZM215 89L217 90L218 87L215 88ZM237 89H238V90H237ZM262 89H263V88H262ZM42 90H43V91H42ZM52 90H53V92L55 91V89H52ZM78 90H79V89H78ZM101 90H102V88H101ZM106 90H107V89H105V91H106ZM119 90H120V88H119ZM147 90L150 91L149 94H151V95L147 94V96H146V92H147ZM190 90H191V91H190ZM196 90H197V91H196ZM207 90H209V87H208ZM245 90H246V89H245ZM245 90H244V92H245ZM30 91H32V90H30ZM41 91H42V92H41ZM50 91H51V89H50ZM72 91H74V90H72ZM87 91H88V93H89V90H87ZM105 91H104V92H105ZM140 91H142V89H141ZM161 91H162V90H160V93H163V95H161L162 98L160 97V94H158V96L163 100V102H161V103H163V104L165 103V105L167 104V105H166L167 107H164L165 105L162 106V105L160 104L161 106H160L159 110L161 109V112H160V113H163L162 110L164 111V108H168L169 111H168V113H166V114L168 115V114L170 113L171 109H172V108H175L176 104L173 105V102H170L171 105H172V108H171L170 103H168V102H164L165 99L163 98V96H165V94H166V96H167V95H168V94H167L168 92H167V91H166V92H161ZM199 91H200V92H199ZM209 91H210V90H209ZM209 91H208V92H209ZM241 91H242V90H241ZM36 92H37V90H36ZM69 92L71 93V91H69ZM96 92H97V91H96ZM102 92H103V91L100 92V93H101L100 95H102ZM133 92H134V93H133ZM177 92H178L179 94H178ZM194 92H195V93H194ZM204 92H205V93H204ZM233 92H234V91H233ZM3 93H4V92H3ZM41 93H42V94H41ZM78 93H79V92H78ZM92 93H93V92H92ZM97 93H98V92H97ZM97 93H96V94H97ZM115 93H116V92H115ZM123 93H124V92H123ZM123 93H122V95H123ZM186 93H187V91H186ZM193 93H194V94H193ZM217 93H218V92H217ZM222 93H221V97L223 98L224 96H222V95H225V93H224V94H222ZM235 93H236V92H235ZM237 93H236V94H237ZM259 93H260V92H259ZM259 93H258V94H259ZM26 94L29 95V93H26ZM37 94H38V95H37ZM40 94L42 95V98L44 99V102H43V103H42V101H39V100L42 99ZM56 94H57V93H56ZM85 94H86V95H85ZM93 94H94V93H93ZM124 94H125V93H124ZM181 94H180V96H181ZM183 94H182V96H183ZM201 94H197L198 96H197V95H196V96L199 97V98L202 100V98H201V97H202ZM215 94H216V92H215ZM215 94H214V95H215ZM243 94H244V93H243ZM13 95H14V97H13ZM48 95H50L51 97L49 96V98H48ZM112 95H115V94H112ZM116 95H117V94H116ZM120 95H121V94H120ZM122 95H121V96H122ZM139 95H140V97H139ZM36 96H37V97H36ZM53 96H54V99H57V98H58V97H56V95H53ZM76 96H77V97H76ZM85 96H86V97H85ZM89 96H90V97H92V96H95V97H96L95 94L92 95V96H91V95H89ZM121 96H120V97H121ZM125 96H122V97H125ZM131 96H132V97H131ZM142 96H143V97H142ZM180 96H179V98H180ZM182 96H181V99H182V98H186V97H188L187 94H186V96H185V95H184L183 97H182ZM210 96H211V98H212V95H210ZM225 96H226V95H225ZM2 97H3V96H2ZM27 97H28V96H27ZM27 97H26V98H27ZM45 97H46V96H45ZM55 97H56V98H55ZM70 97H71V96H70ZM83 97H84V98H83ZM120 97H119V98H120ZM122 97H121V98H122ZM127 97H128V98H127ZM129 97H130V98H129ZM133 97H134V100H133ZM137 97H138V98H137ZM149 97H148V98H149ZM159 97L156 96V98H159ZM168 97H169V96H168ZM168 97H165V98H167L168 101H169V99L171 100V97H172V96H170L169 98H168ZM173 97H174V95H173ZM173 97H172V98H173ZM197 97H196V99H197ZM208 97H209V96H208ZM236 97H237V96H236ZM11 98H12V99H11ZM13 98H14V99H13ZM19 98H21V97H19ZM34 98H35L36 102H35ZM144 98H145V99H144ZM160 98H159V99H160ZM179 98H178V99H179ZM205 98H206V97H205ZM224 98H225V99H224ZM224 98H223V101H222V102H226L227 99H228L227 97H224ZM231 98L234 100L233 97H231ZM2 99H3V98H1V96H0V102H3V101H4V100H2ZM22 99H23V98H22ZM32 99H33V100H32ZM82 99H83V100H82ZM84 99H88V100H89V101H88V104L86 103V101L84 102ZM104 99L106 100L107 98H103L102 100H104ZM112 99H113V98H112ZM115 99H116V98H114V100H115ZM127 99H129V100H127ZM151 99H154V98H151ZM151 99L149 98L148 101H146L145 103L143 102V103H144V104H146V103L148 104L149 100L152 101ZM159 99H158V101L161 100V99H160V100H159ZM187 99H189V98H187ZM193 99H195V98H193ZM193 99H192V100H193ZM209 99H210V97H209ZM217 99H218V98H217ZM27 100H28V99H26V102H27ZM31 100H32V101H31ZM105 100H104V101H105ZM107 100H108V99H107ZM120 100H121V99H120ZM122 100H124V98H122ZM146 100H147V99H146ZM154 100H155V99H154ZM192 100L190 99L189 101L192 103V102L194 101V100H193V101H192ZM207 100H208V99H207ZM207 100H206V102H207ZM210 100H211V99H210ZM210 100H208V101H210ZM224 100H225V101H224ZM19 101H20V99L17 100V102H19ZM22 101H23V100H22ZM55 101L58 102L59 100H55ZM108 101H109V100H108ZM133 101H134V102H133ZM174 101H175V100H174ZM177 101H178V100H177ZM189 101H188V103H187L186 101H185V103H183V102H184V101H183L181 104L178 102L179 104L177 105L176 108L178 109V107H180L181 105H182V106L180 107L179 110L174 109V111L176 110L177 113H182V112H180V111L182 110V107L186 104L187 106H186V105H185V106H186V108H188V104L190 103ZM195 101H196V100H195ZM213 101H214V100H213ZM220 101H221V99L219 100V102H220ZM230 101H231V100H230ZM32 102H33V103H32ZM83 102L86 103V104H84ZM112 102L114 103V101H112ZM115 102H117V101H115ZM198 102L200 103L201 101L198 100ZM198 102L196 101L195 106H194V104H191V103H190L191 106H192V108H193V107L197 108L196 105H198ZM202 102H203V101H202ZM204 102H205V101H204ZM206 102H205V103H206ZM227 102H228V101H227ZM23 103H24V102H22V104H23ZM31 103H32L33 105H32ZM73 103H74V102H73ZM119 103H121V102H119ZM141 103H142V102H141ZM153 103L155 104V102H153ZM175 103H176V102H175ZM193 103H194V102H193ZM212 103H213V102H212ZM228 103H230V102H228ZM253 103H254V102H253V100H252V103H250V107H249V105H248V108H252L254 112H257L256 109L254 110V106H255V105H254ZM4 104H5V102H4ZM4 104L1 103L0 105L4 106ZM17 104H18V103H17ZM79 104H80V103H78V105H79ZM107 104L109 105V102H108V103L106 102V105H107ZM116 104H118V103H116ZM123 104H125V101H124ZM144 104H143L142 108L144 107ZM183 104H184V105H183ZM251 104H252V105H251ZM5 105H6V104H5ZM28 105H31V107L29 106V107H30V108H29ZM43 105H44V104H43ZM43 105H42V106H43ZM45 105H46V103H45ZM89 105H90V104H89ZM113 105H114V104H113ZM113 105H112V106H113ZM179 105H180V106H179ZM201 105H202V104H201ZM201 105H198V106H201ZM226 105H227V104H226ZM228 105H229V104H228ZM238 105H239V104H238ZM2 106H0V108H1ZM42 106H41V107H42ZM74 106H75V107H78L77 105H74ZM74 106H73V107H74ZM137 106H139V107H137ZM150 106H151V105H149V104L147 105V107H149V108H150ZM157 106H158V105H157ZM169 106H170L171 109H169ZM189 106H190V105H189ZM202 106H203V105H202ZM205 106H206V105H205ZM205 106H204V107H205ZM224 106H225V104H224ZM230 106H231V104H230ZM251 106H253V107H251ZM4 107H5V106H4ZM32 107H33L34 109H33ZM79 107H80V106H79ZM79 107H78V108H79ZM119 107H120V106H119ZM136 107H137L138 109H137ZM147 107H146V108H147ZM152 107L155 108L154 105H152ZM161 107H162V108H161ZM208 107H209V106H208ZM215 107H217V108L220 107V108H219V111L217 110V108H214V110L216 109L215 111L213 110L215 113H217V112H220V113H221V112H222L221 115H220L219 113H217V114H218V115H217V119H218V116H219V115H220L222 118H225V117L227 116L228 113H227L226 109L220 110V109L222 108V107L220 106V104H219V106H218V105L216 106V104H215ZM225 107H226V106H225ZM231 107H232V106H231ZM233 107H237V106L234 105ZM241 107H242V108H239V109L243 110V111L246 112V113L248 112V111H247L248 108H243V106H241ZM246 107H247V106H246ZM21 108H22V106H21ZM46 108H47V107H46ZM78 108H77V109H78ZM144 108H145V107H144ZM149 108H147V109H149ZM195 108H194V112L196 111ZM206 108H207V107H205V109H206ZM227 108H228V107H227ZM9 109L7 108V110H9ZM23 109H25V108H23ZM40 109H41V108H40ZM73 109H74V108H73ZM75 109H76V108H75ZM75 109H74V111H75ZM130 109H131V108H130ZM157 109H158V108H157ZM190 109H191V108H190ZM200 109H201V108H200ZM209 109H210V108H209ZM14 110H15V109H14ZM41 110H42V109H41ZM68 110H69V109H68ZM82 110H84V109H82ZM97 110H98V109H97ZM97 110L95 111L96 114L93 112L94 115H93V116H90V117L92 118V117H94V116L96 115V116H97V117L95 116L96 118L94 117V118L91 119V118H90L89 116H87V114H85V113H84V114L87 116V117H85V118H84V116L79 115V113H78V115H77L76 117H74V118L72 117L73 119H75V120H74V123H76V125H77V129L80 128V127H82V129H83V126H84V127H86V130H84V131H89L90 129L88 130L87 128H89V127L91 128V125L94 126V128H96V127L98 128V126L95 125L96 123L100 124L102 127L104 126V128H105V127L108 128V126L106 125V123L103 122V121H106V120H104V118H101L102 115L100 116L101 113L99 114V112H98ZM105 110H106V109H105ZM105 110H104V111H105ZM114 110H115V111H114ZM117 110H118V108H117V109H114V108L112 107V110L110 111L111 113L108 112V115H107L106 117L108 118V116H109V119L112 118L113 120H118V119L116 118V117H118V116H117V112H118V114H121L122 111L120 112V111H117ZM120 110H121V109H120ZM150 110H151V109H150ZM159 110H156V111L154 110V112H152V113L150 112V113H151V115H152V114L155 115V116H156V119H158V117L161 116V115H159L160 113H158ZM201 110H202V109H201ZM207 110H208V109H207ZM0 111H2V110H0ZM43 111H44V110H43ZM48 111H49V110H48ZM70 111H71V110H70ZM70 111H69V112H70ZM76 111H77V110H76ZM79 111H80V108H79ZM79 111H78V112H79ZM86 111H87V110H86ZM92 111H93V110H91V115L93 114ZM141 111H145V109H144V110H141ZM152 111H153V109H152ZM189 111H190V110H189ZM210 111H211V110H210ZM213 111H212L211 114L206 112V113H207V117H208V115L210 114L209 117H208V118H209L208 120H210V121H209V124L212 123V125H210V126L207 125L208 120H207V121L205 120V121H203V123H200V122L202 121L203 118L201 117V121H199V120H200V116H199L200 114H199V113H201V116H202V111L200 112L199 110L196 111V112H197L196 114H195V113H194V114H191L190 112H186V111H185V112H186V113H185V112L183 111L185 115L189 113L190 115H192L190 118L195 119V120H192V122H191V119H190L189 122H191L192 124H189V125H188L189 122L187 123V120H186V122L183 121V119H184L183 117H185V116H183V117L181 116V117H182V120H180V122H182V123H179V124H180V125L182 124V126L184 125V126H183V129H185V128H187V126H189V129H187V131H188L187 133H185L182 129H180V130H179V129H176V131H175L174 126H171V125H170L172 129L174 128V130H173L174 133H173V134L179 136V140H180V142H181V146H182V144H183V146H185V147L188 149L189 152L191 151L190 153H193V154H188V155H191V156H185V155H182V154L179 153V154H178L179 157L182 156V159H184V160H187L188 157H191V158H192V157H195V155H194L195 150H196L195 153H196V154H199V156L204 155V153H207V152L204 151V150L206 149L205 146H207V145H208L207 148H210L209 146H211V148H215L216 151L213 150L214 152H212V153H215V152H216V153H219V152H222V151L224 152V151L227 149V148H226L227 145H228L227 142H228L229 140L232 141L231 144H232L233 147H234V146H237V149H238V150H241V149L247 147V146H246V143H245V144H244V143L241 144L242 142H244V141L246 140V139H245L244 137H242V136H244V135L246 134L247 129H242V128H243V127H242L243 125L241 124V126H240L241 128L238 126L240 129L238 128V130H236V131H238V134H236L237 132L234 131V130H230V132H229V130H228V131H227V130H224V132H225L224 134H223L221 131H219L220 133H219V132L217 133V132H216V131H218L217 128H220V126H221L222 128H223V127L228 128L229 126L231 127V125L228 126V123H226V122H225V123H224V122H221V123H220L218 120H216V117H215V116H214L215 119H214V118L212 119L211 117H213V115H214V114H213V113H214ZM216 111H217V112H216ZM223 111H224V112H223ZM250 111H252V110H249V112H250ZM253 111H252V112H253ZM5 112H6V111H5ZM7 112H8V111H7ZM12 112H13V111H12ZM46 112H47V111H46ZM52 112H53V111H51V113H52ZM56 112H58V111H56ZM69 112H68V113H69ZM80 112H82V111H80ZM84 112H85V111H84ZM119 112H120V113H119ZM129 112H131V113H129ZM139 112H140V111H139ZM208 112H209V111H208ZM252 112H250V113H252ZM254 112H253V113H254ZM38 113H39V110H38ZM40 113H41V112H40ZM48 113H49V112H48ZM68 113H67V115H68V116H67L68 119H70L69 117L75 115L74 112H72L70 115H69ZM113 113H114V114H113ZM154 113H155V114H154ZM175 113H176V112H175ZM192 113H193V112H192ZM4 114H5V117H6V113H4ZM14 114H15V112H14ZM17 114H18V113H17ZM30 114L32 115V113H30ZM30 114L28 113L27 115H30ZM72 114H73V115H72ZM110 114L113 115V116L111 115V116H112L111 118H110ZM122 114H123V113H122ZM138 114H139V113L136 112L135 116H137L136 119H138V121H139V120L141 119V115H140L141 113H140L139 115H138ZM143 114H144V112H143ZM145 114H147V113H145ZM145 114H144V115H145ZM148 114H149V113H148ZM148 114H147V116H148ZM197 114H199V115H197ZM222 114L225 115V116H223ZM242 114H243V113H242ZM255 114H256V113H255ZM7 115H9V114H7ZM12 115H13V113H12ZM31 115H30V116H31ZM43 115H44V114H43ZM49 115H51V114H49ZM53 115H54V114H53ZM104 115H105V114H104ZM133 115H134V114H133ZM144 115H143V117H144ZM149 115H150V114H149ZM153 115H152V116H153ZM158 115H159V116H158ZM167 115H166V116L164 115V116L167 118ZM170 115H171V114H170ZM175 115L177 116V114H175ZM182 115H183V114H182ZM190 115H187V116L189 117ZM215 115H216V114H215ZM2 116H4V115H2ZM13 116H14V115H13ZM25 116H26V115H25ZM35 116H36V115H35V113L33 112V115L31 116L32 118H31V117H30L31 119L28 118V119H29V123L31 122V120H32V121H36V120H34L35 118H33V117H35ZM40 116H41V115H40ZM62 116H63V115H62ZM80 116H81V118L79 119ZM99 116H100V118H99ZM135 116H134V117H135ZM138 116L140 117V119H139ZM164 116H163V117H164ZM173 116H174V115H173ZM194 116H196V117H194ZM198 116H199V117H198ZM210 116H211V117H210ZM220 116H219V117H220ZM9 117H10V119L12 118V117H11V114L9 115ZM9 117H8V118H9ZM14 117H16V116H14ZM27 117H29V116H27ZM27 117H25V118H27ZM113 117H115L116 119H114ZM129 117H130V116H129ZM129 117H128V118H129ZM145 117H146V115H145ZM149 117H150V118H149ZM165 117H164V118H165ZM179 117H180V116H179ZM188 117H187V118H188ZM204 117H205V116H204ZM221 117H220V119H221ZM17 118H18V117H17ZM83 118H84V120H83ZM89 118H90V119H89ZM147 118L149 119V121H148V119H147L148 123H149L150 121H151V123H154V119H152V118H155V117L148 116ZM166 118H165V120H166ZM172 118H173V120H174L176 117H175V118L172 117ZM172 118H171V119H172ZM177 118H178V117H177ZM177 118H176V119H177ZM196 118H198L199 120L197 119V120H198V121H197ZM241 118H242V117H241ZM243 118H244V117H243ZM73 119H72V121H71V120H69V121H71V123H73ZM87 119L90 120V121H89V120H88V121L91 122V125H90V123H88ZM150 119H151V120H150ZM156 119H155V120H156ZM159 119L163 120V118H161V117H160ZM171 119H170V117H168L167 120H168V121H169V120L171 121ZM176 119H175L174 121L172 120L173 122H172V121H171V122H172L173 124H174V122H175L176 124H178V122H177ZM185 119H186V117H185ZM185 119H184V120H185ZM188 119H189V118H188ZM8 120H9V119H8ZM20 120H21V117H20ZM77 120H78V121H77ZM79 120L81 121V123H80ZM99 120H100V121H99ZM101 120H102V121H101ZM126 120H127V119H126ZM141 120H142V119H141ZM152 120H153V121H152ZM167 120H166V121H167ZM203 120H204V119H203ZM233 120H234V119H233ZM11 121H13V120L11 119ZM14 121H15V120H14ZM26 121H27V120H26ZM61 121H62V120L58 119L57 122H60L61 125H62V124L64 125L65 123H62ZM82 121H83V122H82ZM130 121H132V120H130ZM134 121H135V120H133L132 123H134ZM136 121H137V120H136ZM142 121H143V120H142ZM142 121H141V122H142ZM170 121H169V123H170ZM178 121H179V120H178ZM194 121H196V123H197V122H198V123L196 124ZM215 121H217V125H214V122H215ZM242 121H244V120H242ZM15 122H16V121H15ZM22 122H23V121H22ZM37 122H38V121H37ZM67 122H68V120H67ZM86 122H87L90 126H89V125H85ZM94 122H95V123H94ZM101 122H102V123H101ZM109 122H110V121H109ZM141 122H140V124H141ZM143 122H144L145 124L147 123V122H145V121H143ZM143 122H142V123H143ZM155 122H156V121H155ZM164 122H165V121H164ZM227 122H230V121L227 120ZM4 123H5V122H4ZM4 123H3V124H4ZM7 123L10 124V122H7ZM7 123H5V126L7 125ZM74 123H73V125H72V124H71V125H72V126H76ZM78 123H80V124H79L80 127H79ZM82 123H84V125H83ZM87 123H86V124H87ZM103 123H105V124H103ZM125 123H126V122H125ZM132 123L130 122V124H132ZM144 123H143V125H142L143 128H144V125H145ZM185 123H187V125H186ZM218 123H220V124H218ZM223 123H224V124H223ZM231 123H232V121H231ZM30 124H31V123H30ZM39 124H40V123H39ZM60 124H59V125H60ZM154 124H155V123H154ZM198 124H199V125H198ZM201 124H202V125H201ZM229 124H230V123H229ZM234 124H235V123H233V125H234ZM17 125H18V123H17ZM65 125H67V124H65ZM65 125L63 126V128L66 127ZM81 125H83V126H81ZM105 125H106V126H105ZM127 125H128V124H127ZM148 125H149V124H148ZM168 125H169V124H168ZM190 125H192V126H190ZM219 125H220V126H219ZM224 125H226V126H224ZM14 126H16V123H15ZM23 126H24V125H23ZM67 126H68V125H67ZM140 126H141V125H140ZM145 126H146V125H145ZM152 126L154 127L153 124H152ZM160 126H161V125H159V128H160ZM165 126H166V125H164V127L161 126V128H160V134L162 135V137H166L165 134L168 133V132H166V133L163 132V131H165V129H166V127H167V126H166V127H165ZM185 126H186V127H185ZM234 126H236V125H234ZM234 126H232V127H234ZM18 127H19V125H18ZM26 127H27V126H26ZM127 127H129V126H127ZM168 127H169V126H168ZM258 127H259V126H258ZM67 128H68V127H67ZM70 128H71V127H70ZM104 128H103V129H104ZM106 128H105V129H106ZM110 128H111V127H110ZM110 128H109V129H110ZM154 128H155V127H154ZM154 128H153V129H154ZM159 128H158V126H156L155 129H156V130H159ZM171 128H170V129H171ZM180 128H181V126H180ZM215 128H216V129H215ZM263 128H264V126H263ZM18 129H19V128H18ZM20 129H21V128H20ZM33 129L35 130L34 127L32 128V130L27 129V130L29 131V133L26 132L27 134L25 135V136H27V139H28V136L31 138L30 133H32L34 136H37V135H38V134H37V129L35 130V132H34ZM84 129H85V128H84ZM105 129H104V130H105ZM111 129L113 130L114 128H111ZM151 129H152V128H151ZM172 129H171L170 131H172ZM223 129H224V128H223ZM241 129H242V130H241ZM261 129H262V126H261V128L259 127L258 130L260 131ZM7 130H8V129H7ZM68 130H69V129H68ZM78 130H79V129H78ZM115 130H116V129H115ZM120 130H121V129H120ZM240 130H241V131H240ZM3 131H4V130H3ZM9 131H10V129H9ZM15 131H16V130H15ZM82 131H83V130H82ZM94 131H96V130H94ZM106 131H108V129H106ZM231 131H234V132H233L234 135H232L233 133H231ZM259 131H258V132H259ZM18 132H19V131H18ZM20 132H21V131H20ZM113 132H115V131H113ZM113 132H111L110 130H109V133L107 132V133H108V134H107V135H108V136H107L108 138H106L107 140L109 139V137L111 138V136H112L111 133H113ZM118 132H119V131H118ZM118 132H117V133H118ZM235 132H236V133H235ZM261 132H263V129H262V131H260V133H261ZM38 133H39V132H38ZM71 133L74 134V132H71ZM117 133H116V134H117ZM164 133H165V134H164ZM229 133L232 135L231 137H230V135H228ZM260 133H259V135H260ZM28 134H29V135H28ZM32 134H31V135H32ZM69 134H70V132H69ZM85 134H86V132H85ZM91 134L94 135V136H95L96 134L99 135L98 132L91 133ZM109 134H111V136H109ZM118 134H120V132H119ZM169 134H170V132H169ZM169 134H167V137H168ZM221 134H222L223 136H222ZM225 134H227V135H225ZM39 135H40V134H39ZM77 135H78V134H77ZM220 135H221V136H220ZM224 135H225V136H224ZM262 135H263V133H262L261 136H259V137H262ZM34 136H32V137H34ZM82 136H83V135H81V137H82ZM99 136H100V135H99ZM99 136H98V137H99ZM116 136H117V135H116ZM116 136H115V137H116ZM170 136H171V135H169V138H170ZM227 136H228L229 139L227 138ZM39 137H40V136H38V138H39ZM76 137L79 138L80 136L78 135V136H76ZM98 137H94L95 139H94V138H91V137H88L87 140H91V141L95 140L94 142H97V140L102 141V140H100V137H101V136H100L99 138H98ZM115 137H114V139H115ZM219 137H220V138H219ZM222 137H223V138H222ZM20 138H21V137H20ZM67 138H68V137H67ZM69 138H71V137H69ZM77 138L74 137L73 139H77ZM83 138H84V137H82V139H83ZM97 138H98V139H97ZM102 138H103V137H101V139H102ZM116 138H117V137H116ZM225 138H226V141H227V142L224 140ZM18 139H19V138H18ZM34 139H35V138H34ZM34 139L31 138V140H34ZM103 139H104V138H103ZM117 139H118V138H117ZM117 139H116V141L118 142L119 139H118V140H117ZM219 139H220V140H219ZM263 139H264V138H263ZM263 139L261 140L262 142L264 141ZM70 140H71V139H70ZM70 140H68V141H70ZM77 140L79 141V139H77ZM112 140H113V136H112ZM112 140H111V142H112ZM141 140H142V139H141ZM157 140H158V139H157ZM159 140H160V139H159ZM159 140H158V142H159ZM175 140H177V138H176ZM179 140H178V141H179ZM18 141H19V140H18ZM73 141H74V140H73ZM84 141L86 142V139H84ZM138 141H139V140H138ZM155 141H156V140H155ZM216 141H217L220 145L217 144V143H216V145H214ZM117 142H116V143H117ZM140 142H141V141H140ZM148 142H149V141H148ZM150 142H151V141H150ZM220 142H221V143H220ZM222 142H223V143H222ZM258 142H260L259 139H258ZM258 142L256 141L255 143H258ZM76 143H77V142H76ZM92 143H93V142H92ZM118 143H119V142H118ZM146 143H147V142H146ZM153 143H154V141H153ZM159 143L162 144V142H159ZM159 143H158L157 146L160 145ZM204 143L207 144V145H205ZM229 143H230V141H229ZM93 144H95V143H93ZM98 144H99V142H98ZM113 144H114V143H113ZM134 144H135V143H134ZM143 144H144V142H143ZM226 144H227V145H226ZM258 144H259V143H258ZM90 145H91V144H90ZM111 145H112V143H111ZM150 145H152V144H150ZM100 146H101V145H100ZM157 146H156V147H157ZM229 146H230V144H229ZM116 147H117V146H116ZM137 147H139V146H137ZM137 147H136V148H137ZM147 147H148V146H147ZM160 147H162V146H160ZM160 147H159V148H160ZM204 147H205V149H204ZM230 147H231V146H230ZM230 147H229V148H230ZM151 148H152V146H151ZM157 148H158V147H157ZM195 148H197V149H195ZM202 148H203V149H202ZM229 148L226 150L227 152H228V150H231V149H229ZM123 149H124V148H123ZM123 149H121V151H122ZM137 149H138V148H137ZM146 149H147V148H146ZM194 149H195V150H194ZM23 150H25V149L23 148ZM124 150H125V149H124ZM130 150H132V149H130ZM138 150H139V149H138ZM150 150H151V149H150ZM192 150H194V151L192 152ZM202 150H203V152H202ZM209 150H210V149H209ZM175 151H176V150H175ZM179 151H180V150H179ZM181 151H182V149H181ZM185 151H186V150H185ZM207 151H208V150H207ZM233 151H234V150H233ZM126 152H127V150H126ZM126 152L123 151L124 155H125ZM262 152H263V153H262ZM262 152H261V153H262L263 155L260 153V154H261V157L258 155V156L260 157V161H262L261 158H262V156H264V150H262ZM210 153H211V152H210ZM216 153H215V154H216ZM228 153H229V152H228ZM126 154H128V153H126ZM133 154H134V153H133ZM128 155L130 156V154H128ZM128 155H127V157L129 158ZM239 155H240V161H241V163H242L243 166L248 167L249 170L251 169L252 171H254V170L256 171V170H257V169H254V167H253V165H252L253 163L249 162V160H248V161L246 160L244 154L239 153ZM108 156H109V155H108ZM125 156H126V155H125ZM125 156H124L122 162L124 161V159H125L126 161H125V163L123 162V164L119 163V161H118V163H117V162H116L117 160L115 159V162H116V163H115V162H114V163L116 164V168H115V167H114V168H115L116 170H115L113 167H112V169H111V166H109L108 164H107V165L102 164L101 162H102L103 160H102V161H98L99 163L97 164L98 166L96 165V167H97L98 169H100V170L103 169V171H106V172H108L109 170H113V169H114L116 172H118V171L121 170L122 167L124 168V166H125V167L128 166V163H129V164H132V162H133V161H130V162H129V161H128L129 159H127ZM131 156H132V155H131ZM184 156H185V157H184ZM212 157H213V156H212ZM253 157H254V156H253ZM63 158H64V157H63ZM74 158H75V157H74ZM89 158H90V157H89ZM92 158H93V157H92ZM92 158H91V159H92ZM94 158H96V157H94ZM110 158H111V157H110ZM199 158H200V157H199ZM219 158H220V157H219ZM255 158H257V157H255ZM108 159H109V158H108ZM111 159H112V158H111ZM119 159H122V158L120 157ZM132 159H133V158H131L130 160H132ZM195 159H196V158H195ZM215 159H216V155H215ZM67 160H68V158H67ZM67 160H64V161H65V162H68V163H70V164L72 163L71 160H70V161H67ZM88 160H89V159H88ZM92 160H94V159H92ZM97 160H98V159H97ZM99 160H100V159H99ZM133 160H135V159H133ZM190 160H191V159H190ZM217 160H218V159H217ZM220 160H221V159H220ZM227 160H228V159H227ZM74 161H75V160H74ZM76 161H77V160H76ZM76 161H75V163H76ZM105 161L108 163V162H112L113 159H112V160L109 159V161H108V160H105ZM135 161H137V160H135ZM135 161H134V162H135ZM257 161H259V160H257ZM79 162H80V161H77V163H76L75 165H78V164H79V166L82 167L83 165H81ZM106 162H105V163H106ZM126 162H127V163H126ZM180 162L182 163V166H181V164H179L180 166H179V165H177V166H176V165H175V166L172 165L173 168H174V167H176V168H174V169L172 168V169L170 170L171 172L168 170V173H169V174L173 173V175H172V174L169 175L168 173H166V177H167V174H168V175H169V176H168L169 178H168V177H167V178H166V177H165V178H164V177H163V178H162V177H159V178H161L162 180L165 179V180H163L164 182H165V181H166V182L168 181V183H169V185H170V188H171V189H170L171 191L169 190L167 193H163V192H161V191H162V189H161L162 187H161V186H163V187L165 188V186H164V182L161 183V181H160L161 179H159V178H158L159 182H157V181H158V180H156L157 176H156V178H154V179L152 178V179L154 180V181L152 182V184L155 182V180H156V182H157V184H156L157 187H155L154 189L157 191V190H159V189H156V188H158V187L160 188V191H158V192H159L158 196L156 195V196H155V199L151 200V201H153V202L156 203V206H155V205H154V206H155L156 208H157V207H158V208H157V209L155 208L156 210L153 209V208H151V209H153V210H155V211H154V212L151 211L150 213L147 212V213L149 214V220H148V221L151 222L149 225L152 226V227H149L148 230L152 232V233H151V234L153 235L152 237H154V235H155V233H153V230H154V232H155L156 227H157V228H158L159 226L162 227L163 224H166V225H167V224H168L167 222H168L169 220L173 219V217H178V218L175 219V220H178V222H177L176 224H180V225L182 224V218H181V217H183V216H185V217H183V221H185V220L188 221L187 218H188L189 216L191 217V215H193V214H191L192 212L189 213L187 209H186L187 211H185V207H188V205H190V203H188V202H190V201L193 200V199H194V200L191 202L192 204H193V203L195 204V202L197 203V201L199 202V198H198L199 196H198V194H199V195L203 194L204 191L206 190L207 185H208V184L206 183L205 186H202V185H203V183H202L203 180H201L202 178H200V175H198V173H197L198 176H197V175H193L194 173L196 174L197 171H196V172H191L192 174H191V173H189V174L183 173L182 175L184 176V177H183L184 180L182 179V181H178V183H177V180H178V179H176V177H174V176H176V175H174V174H176V171H175V170H177V167H183V166H184V168H185V166L187 165V167L189 168V167L193 166L191 163H185V161H184V162H183V161H180ZM180 162H179V163H180ZM188 162H189V160H188ZM224 162H227V161L225 160ZM73 163H74V162H73ZM73 163H72V164H73ZM96 163H97V162H96ZM228 163H229V161H228ZM256 163H257V162H256ZM262 163H263V162H262ZM65 164H66V163H65ZM117 164H118V167H117ZM137 164H138V162H137ZM175 164H176V163H175ZM177 164H178V163H177ZM189 164H190V165H189ZM258 164H259V162H258ZM68 165H69V164H68ZM71 166H72V165H71ZM76 167H77V166H76ZM83 167H84V166H83ZM99 167H100V168H99ZM119 167H120V168H119ZM154 167L156 168L157 165L154 166ZM187 167H186V168H187ZM217 167H218V166H217ZM222 167H223V166H222ZM261 167H262V166H261ZM123 168H122L121 171H125V170H126L125 168H124L125 170H123ZM155 168H154V169H155ZM159 168H160V167H159ZM184 168H183V169H184ZM252 168H253V169H252ZM257 168H258V167H257ZM106 169H107V170L109 169V170L107 171ZM114 170H113V171H114ZM117 170H118V171H117ZM172 170H173V172H172ZM195 170H196V169H195ZM195 170H194V171H195ZM220 170H221V169H220ZM121 171L118 172V173H121ZM128 171H129V170H128ZM191 171H192V170H191ZM258 171H259V172H262L261 175H259L260 173L258 174L259 176L257 175L258 177H257V176H254L255 174H253L252 172H250L249 176L253 174L252 177L254 176L255 178H256V177L259 178L260 176H263V175H264V173H263V171H264L263 168H261V169L258 168ZM100 172H102V171H100ZM166 172H167V170H166ZM174 172H175V173H174ZM217 172H218V171H217ZM102 173H103V172H102ZM112 173H113V172H112ZM123 173H124V172H123ZM177 173H178V171H177ZM251 173H252V174H251ZM151 174H152V173H151ZM164 174H165V173H164ZM178 174H181V173H178ZM148 175H150V173H149ZM158 175H159V174H158ZM224 175H225V174H224ZM153 176H155V175H153ZM153 176H152V177H153ZM149 177H150V176H148V178H149ZM231 177H232V176H231ZM150 178H151V177H150ZM260 178H261V177H260ZM263 178H264V177H263ZM55 179H56V178H55ZM197 179H200V180H198V183L195 184V182H197ZM143 180H144V179H143ZM145 180H146V178H145ZM145 180H144V181H145ZM175 180H176V182H175ZM146 181H147V180H146ZM185 181H187V182H189V183L186 184ZM216 181L219 182L218 180H216ZM216 181H215V182H216ZM232 181H233V180H232ZM47 182H48V181H47ZM156 182H155V183H156ZM191 182H193L194 185L191 186V184H190ZM45 183H46V182H45ZM147 183H148V182H147ZM147 183L145 182V183H144V187H142L141 189L144 190V188L146 187L145 185H146ZM160 183H161V184H160ZM175 183H176V184H175ZM152 184H151V182H150L148 186H150V185H152ZM159 184H160V186H159ZM171 184H172L173 187L171 186ZM189 184H190V185H189ZM217 184H218V183H217ZM244 184H245V183H244ZM142 185H143V184H142ZM153 185H154V184H153ZM181 185H182V187H183V185H184V186H188L189 188H190V187H193L192 189L190 188V192H191V193H190V192L188 193L189 195H191V196H190V197H191L190 199L188 198L189 195L181 193V188H182V187H180ZM218 185H219V184H218ZM218 185H216V186H218ZM226 185H227V184H225V185H223V186H226ZM194 186H195V187H194ZM221 186H222V185H221ZM221 186H220V187H221ZM227 186H228V185H227ZM204 187H205V188H204ZM220 187H217V188H220ZM245 187H246V186H245ZM252 187H253V186H252ZM146 188H147V187H146ZM148 188H149V187H148ZM164 188H163V189H164ZM250 188H251V187H250ZM152 189H153V188H152ZM203 189H204V190H203ZM215 189H216V188H215ZM242 189H243V188H242ZM247 189H248V187H247ZM252 189H254V188H252ZM155 190H154V191H155ZM164 190H165V189H164ZM191 190H192L193 192H192ZM216 190H217V189H216ZM216 190H214V192H213V190H212V192H211V193H212L211 196L214 195V193H215ZM225 190H226V188H225ZM144 191H145V190H144ZM151 191H152V193L154 192L153 190H151ZM156 191H155V192H156ZM207 191H208V190H207ZM210 191H211V190H210ZM223 191H224V190H223ZM252 191H253V190H252ZM263 191H264V190H263ZM160 192H161V193H160ZM137 193H138V192H137ZM152 193H151V194H152ZM169 193H170V194H169ZM135 194H136V193H135ZM135 194H134V197H135ZM155 194H156V193H155ZM161 194H162V195H161ZM165 194H166V195H165ZM167 194H168V195H167ZM207 194H208V192H207ZM223 194L225 195V193L222 192V195H223ZM263 194H264V192H263ZM72 195H73V194H72ZM95 195H96V194H95ZM112 195H113V193H112ZM112 195H111V196H112ZM138 195H139V194H138ZM138 195H137V196H138ZM183 195H184V196H183ZM186 195H187V196H186ZM204 195H205V194H204ZM218 195H219V192H218ZM91 196H92V195H91ZM131 196H132V195H131ZM153 196H154V195H153ZM160 196H161V198H160ZM185 196H186V197H185ZM197 196H198V197H197ZM220 196H221V195H220ZM146 197H147V196H146ZM150 197H151V195H150ZM158 197L160 198V200H159ZM163 197H164V198H163ZM167 197H170V198H169L170 200H169V201L167 200V202H169V204H170L169 207H172V206L175 207L176 205H177V206H176V208H174V209H173V208H172V209L170 208L171 211H169L168 214H166V216H163V215L159 216V215H157L158 212L161 213V211H160V209H159V205L161 204L160 207H162V206H163L162 203H163V204H166V198H167ZM182 197H183V198H182ZM222 197H224V196H222ZM225 197H226V196H225ZM27 198H28V197H27ZM152 198H154V197H152ZM186 198H187V199H186ZM197 198H198V199H197ZM116 199H117V198H116ZM133 199H134V198H133ZM136 199H137V198H136ZM163 199H165V200H163ZM182 199H183V200L185 199V202H184ZM188 199H189V201H188ZM195 199H196V200H195ZM112 200H113V199H112ZM120 200H121V199H120ZM120 200H119V201H120ZM140 200H141V199H140ZM70 201H71V200H70ZM116 201H117V200H116ZM121 201H122V200H121ZM128 201H129V199H128ZM137 201H139V200H137ZM143 201H144V200H143ZM163 201H164V202H163ZM170 201H171V203H170ZM113 202H114V201H113ZM124 202H125V201H124ZM139 202H140V201H139ZM259 202H260V200H259ZM261 202H262V201H261ZM125 203H126V202H125ZM132 203H133V201H132ZM157 203H160V204H157ZM179 203H180V204H179ZM181 203H182V205H181ZM183 203H184V204H183ZM187 203H188V204H187ZM110 204H111V203H110ZM118 204H119V202L117 203V206L119 207ZM122 204H123V203H122ZM147 204H148V203H147ZM152 204H153V203H152ZM186 204H187V206H186ZM192 204H191V205H192ZM194 204H193V205H194ZM198 204L200 205V204H202V202H200V203H198ZM31 205L33 206L32 202H31ZM111 205H112V204H111ZM123 205H124V204H123ZM123 205H122V206H123ZM157 205H158V206H157ZM166 205H167V204H166ZM174 205H175V206H174ZM183 205H185V206H184V208H183V210H182ZM206 205H207V204H206ZM211 205H212V204H211ZM72 206H73V205H72ZM113 206H114V205H113ZM117 206H116V207H117ZM122 206H121V207H122ZM142 206H145V205H142ZM151 206H152V205H151ZM194 206H195V205H194ZM196 206H197V204H196ZM138 207H139V206H138ZM169 207H168V208H169ZM200 207H201V205H200ZM218 207H219V206H218ZM33 208H34V207H31V209H33ZM114 208H115V207H114ZM123 208H124V206H123ZM142 208H143V207H142ZM142 208H141V209H142ZM145 208H146V206H145ZM147 208H148V206H147ZM147 208H146V209H147ZM162 208H164V207H162ZM165 208H166V207H165ZM196 208H197V207H196ZM232 208H233V207H232ZM232 208L229 209V211H231V213H233L234 210H235V209L233 210ZM234 208H235V207H234ZM238 208H239V207H238ZM143 209H144V208H143ZM197 209H198V208H197ZM211 209H213V208H211ZM214 209L217 210V208H214ZM241 209H243V208H241ZM115 210H117V209L115 208ZM120 210H122V209H120ZM125 210H126V209H125ZM128 210H129V209H128ZM128 210H127V213H128L131 209H130L129 211H128ZM144 210H145V209H144ZM147 210H148V209H147ZM157 210H159V211H157ZM164 210H165V209H164ZM180 210H181L182 212H181ZM35 211H36V210H35ZM117 211H118V210H117ZM136 211H137V210H136ZM136 211H134V212H136ZM139 211H140V210H139ZM142 211H143V210H142ZM145 211H146V210H145ZM148 211H149V210H148ZM165 211H166V210H165ZM184 211H185V212H184ZM189 211H190V210H189ZM199 211H200V210H199ZM229 211H227V213H228ZM240 211H241V210H240ZM243 211H244V210H243ZM33 212H34V211H33ZM36 212H37V211H36ZM118 212H119V211H118ZM118 212L115 213V214H113L114 216H113V219H112V220H110V219L112 218L111 216H110L111 218H109V217H105V216L102 215V217H105L104 219H108L107 221L102 219V220H103V225H104V224L106 225V224L109 223L108 225H111V226H108V227L110 228V230L115 229V231L112 230L113 233L110 231V232L113 234V235L110 234L111 237H112V238H110L109 235H108L109 237H108L107 235H105V234L108 233V231H107V227H105V225H104V227L101 225V229L98 227L100 230H102L103 228H106V231H107V233H106V231H104L105 229H103V230H102L103 232H102L100 235H98V236L95 237V240H96V241L98 240V242H100V245H99V246H102V247L100 248V250H97V251L95 250L96 252L99 251L98 253L101 254V255H99V256H101V257H102V255H104V256L107 255V254H106V251H107V250H105V249H107L108 246L110 247V248H108V251L113 250V247L115 246V245L113 244L114 242L112 243V241H113V240H112V239H113V236L116 235L117 238H118V236H119L120 234L123 233L122 230H123L124 228L127 229L126 226H128V224L130 223V222H129V223L127 224V223H126L127 221L124 222L125 218H124V220H122V222H124L125 224H124V223L122 224V222L119 220V221L121 222V229H122V230H121V229H118V228H120V225L117 224V225H119V227H118V226L116 227V226H115L116 224H113V222H114V223H117L116 220L118 221V219H116V218L119 217V216H118ZM143 212H144V211H143ZM155 212H157L156 215H154ZM180 212L182 213L181 215H179ZM215 212H216V211H215ZM217 212L219 213L218 210H217ZM237 212H238V211L236 210V213H237ZM246 212H247V211H246ZM252 212H253V211H252ZM252 212H251V213H252ZM123 213H124V212H123ZM147 213H145V214L147 215ZM163 213H164V212H163ZM204 213H205V214L207 213V214H206V215L203 214V217H204V216H207V215L210 214V212H206V211H205ZM208 213H209V214H208ZM227 213H226V214H227ZM35 214H36V213H35ZM124 214H125V213H124ZM128 214H129V213H128ZM135 214H136V213H135ZM137 214L139 215V213H137ZM141 214H142V213H141ZM151 214H153L152 217H151ZM247 214H248V213H247ZM252 214H253V213H252ZM119 215H120V214H119ZM122 215H123V214H122ZM131 215H133V214H131ZM178 215H179V216H178ZM186 215H187V216H186ZM244 215H245V214H244ZM250 215H251V214H250ZM253 215H254V214H253ZM155 216H158V217H155ZM222 216H223V215H222ZM225 216H226V215H225ZM87 217H91V216H87ZM133 217H134V216H133ZM133 217H131V219H132ZM145 217H146V216H145ZM228 217H230V215L227 216L226 218L224 217V218H225V223L229 221ZM250 217H251V216H250ZM250 217H249V218H250ZM254 217H256V216H254ZM100 218H101V217H100ZM143 218H144V217H143ZM153 218H154L155 220H154ZM184 218H185V219H184ZM222 218H223V217H222ZM251 218H253V217H251ZM63 219H64V218H63ZM63 219H62V220H63ZM87 219H90V221H91V218H86V220H87ZM114 219H116V220H114ZM119 219H122V218H119ZM133 219H134V218H133ZM136 219L139 221V219H138L137 217H136ZM226 219H227L228 221H226ZM232 219H233V217H232ZM253 219H254V218H253ZM86 220H85V221H86ZM141 220H142V219H141ZM160 220H161V221L164 220L163 223L161 222L162 224L159 222L161 225L158 224V221H160ZM165 220H166V221H165ZM198 220H199V219H198ZM223 220H224V219H223ZM96 221H99V220H96ZM105 221H106V222H105ZM134 221H135V220H134ZM191 221H192V219H191ZM63 222H64V221H63ZM80 222H81V221H80ZM91 222H93V221H91ZM107 222H108V223H107ZM132 222H133V221H132ZM165 222H166V223H165ZM198 222H199V221H198ZM202 222H203V221H202ZM202 222H199V223H202ZM210 222H211V221H210ZM221 222H223V221H221ZM238 222H239V220H238ZM84 223H85V222H84ZM86 223H88V220L86 221ZM101 223H102V222H101ZM101 223H100V224H101ZM134 223H135V222H134ZM137 223H138V222H137ZM186 223H187V222H186ZM190 223H191V222H190ZM199 223H198V224H199ZM203 223H204V222H203ZM203 223H202V225H203ZM211 223H212V222H211ZM223 223H224V222H223ZM225 223H224V224H225ZM233 223H234V222H233ZM240 223H242V222H240ZM60 224H62V223H60ZM88 224H91V223H88ZM88 224H83V225H88ZM92 224H93V223H92ZM92 224H91V225H92ZM130 224H131V223H130ZM130 224H129V225H130ZM156 224H157L158 226H156ZM198 224H197L196 226H198ZM224 224H223V226H225ZM230 224H231V223H229V225H230ZM242 224H243V223H242ZM76 225H77V224H76ZM93 225H94V224H93ZM122 225H125V226H122ZM149 225L147 224V226L144 227V225L142 224V228H143V229H141V230H140V229H137V230H140V231H142V230H146V228H147ZM173 225H174V224H173ZM180 225H179V227L182 228ZM188 225H189V224H188ZM205 225L207 226V222L205 223ZM212 225H214V224L212 223ZM232 225H233V224H232ZM232 225H230L229 227H227L228 225H226L227 229L229 230V228H230ZM234 225H235V224H234ZM234 225H233V228L237 227V231L234 230V229L231 230L232 227L230 228L231 232H233V235L231 234L232 236H230V238L228 237L229 239H228V238L226 239V245H225V242L223 241V240H224V237L220 236L219 238H222V241H223V242L220 241V242H221L220 245H219L218 243L215 242L216 244H218V247H217V246L214 247L215 249H214L213 247H210V248H209V249H212V252L210 251L211 254L213 253V251H215V252L213 253V255H212V256L214 257V259H217V258L219 259V258H220L219 256H221V254H217L218 252H220V253L223 252L222 254H226V250H225V249H226V247H228L227 243H230V242H231V243L234 242V243H233V246H235V245L238 244V243L241 244V246L244 245V247H243V249H245V250H243V254H244V255H245V254H250V255L253 254V251H254V250H253V248L250 247V243H251L250 240H251V239L248 240V239H247V238H248L247 235H246V237H247V238H246V237H244V236L241 234V230L243 229V225H238V223L236 224L237 226L234 227ZM77 226H78V225H77ZM94 226H97V225H94ZM136 226H137V225H136ZM184 226H185V223H184ZM216 226H217V225H216ZM80 227H82V226H80ZM86 227H87V226H86ZM128 227H129V226H128ZM139 227H140V226H139ZM139 227H138V228H139ZM153 227H154V228H153ZM171 227H173V226H171ZM176 227H177V226H174L173 229H174V228L177 229ZM179 227H178V228H179ZM201 227L203 228V226H201ZM204 227H205V226H204ZM226 227H224V228H226ZM248 227H251V226L249 225ZM94 228H96V227H94ZM129 228H130V227H129ZM134 228H135V227H134ZM168 228H169V227H168ZM198 228H199V226H198ZM205 228H206V227H205ZM222 228H223V227H222ZM18 229H19V228H18ZM18 229L16 228V232H15V235H14V236H16V235L18 236V231H19ZM81 229H83V228H81ZM90 229H91V230H90L89 232H91V234H89V239H90V237L93 238V237H92V236H93L92 233H95V232H96V231L92 230V229H93L92 227H90ZM130 229H131V228H130ZM151 229H153V230H151ZM163 229H164V228H163ZM163 229H162V231H163ZM182 229L184 230V228H182ZM210 229H211V228H210ZM248 229H249V228H248ZM252 229H253V227H252ZM252 229H251V230H252ZM117 230H119V232H122V233L118 234V231H117ZM120 230H121V231H120ZM137 230H135V231H136V232H134L135 234L138 233ZM159 230L161 231V229H159ZM159 230H158V231H159ZM166 230H167V229H166ZM197 230H198V229H197ZM215 230H216V229H215ZM222 230H224V229H222ZM69 231H70V230H69ZM69 231H68V232H69ZM82 231H83V230H82ZM92 231H93V232H92ZM181 231H182V230H181ZM242 231H243V230H242ZM89 232H88V233H89ZM142 232H143V231H142ZM156 232H157V230H156ZM167 232H168V231H167ZM174 232H175V231H173V233H174ZM178 232H179V230H178ZM178 232H177V235H178ZM86 233H87V232H86ZM147 233L150 235V233H149L148 231H147ZM159 233H160V232H159ZM161 233H162V232H161ZM173 233H171V234H173ZM184 233H186V232H184ZM188 233H189V232H188ZM205 233H206V232H205ZM205 233H204V234H205ZM219 233H220V230H219ZM223 233H224V232H223ZM80 234H81V232H80ZM157 234H158V233H157ZM162 234H163V233H162ZM171 234H170V235H171ZM175 234H176V233H175ZM181 234H182V233H181ZM229 234H230V232H228V235H229ZM243 234H244V233H243ZM84 235H85V233H84ZM95 235H96V234H95ZM101 235H102V236H101ZM132 235H133V234H132ZM132 235H129V236H132ZM179 235H180V234H179ZM179 235H178V236H179ZM182 235H183V234H182ZM187 235H188V234H187ZM187 235H186V236H187ZM87 236H88V234H87ZM100 236H101V238H100V240H99L98 238H99ZM103 236H104V237L106 236L107 238H104ZM156 236H157V235H156ZM156 236H155V237H156ZM216 236H217V235H216ZM123 237H124L125 240L127 241V238H128V237H125V236H123ZM123 237H122V238H123ZM134 237H135V236H134ZM157 237L159 238V236H157ZM211 237H212V236H211ZM217 237H218V236H217ZM231 237H232V238H231ZM132 238H133V237H132ZM167 238H170V236L167 237ZM181 238H182V236H181ZM245 238H246L247 241L245 240ZM249 238H250V237H249ZM81 239H82V238H81ZM119 239H120V236H119ZM77 240H78V239H77ZM111 240H112V241H111ZM114 240H115V238H114ZM202 240H203V239H202ZM227 240H228V241H227ZM92 241L94 242V240H90L89 242H92ZM109 241H110V242H109ZM205 241H206V240H205ZM211 241H212V240H211ZM82 242H83V241H82ZM98 242H97L96 244H98ZM101 242H102V243H101ZM105 242H106V244L104 245ZM108 242H109L110 244H108V246H107V243H108ZM116 242H118V240H116L115 243H116ZM122 242H123V241H122ZM122 242H121V243H122ZM127 242H128V241H127ZM132 242H133V241H132ZM206 242H207V241H206ZM86 243H87V242H86ZM111 243H112V244H111ZM124 243H125V245H123V246L125 247V246H126V242H124ZM124 243H122V244H124ZM134 243H135V242H134ZM167 243H168V240H167ZM171 243H172V241H171ZM212 243H213V242H212ZM80 244L82 245V243H80ZM90 244H91V243H90ZM92 244H93V243H92ZM94 244H95V242H94ZM118 244H119V242L116 243V246H115V247H117ZM202 244H203V243H202ZM204 244H205V242H204ZM83 245H85V244H83ZM113 245H114V246H113ZM129 245H130V244H129ZM133 245L135 246V244H133ZM173 245H174V244H173ZM205 245H206V244H205ZM221 245H222V246H221ZM87 246H88V245H87ZM91 246H92V245H91ZM91 246H90V247H91ZM93 246H94V245H93ZM103 246H104V248H105V247H106V248L104 249ZM111 246H112V247H111ZM145 246H146V245H145ZM203 246H204V245H203ZM210 246H211V244H210ZM233 246H231V247H233ZM251 246H252V245H251ZM115 247H114V248H115ZM208 247H209V246H208ZM223 247H224V248H223ZM231 247H230L229 251L232 250ZM92 248H93V247H92ZM128 248H129V247H128ZM128 248H126V249H128ZM167 248H168V247H167ZM187 248H188V247H187ZM221 248H222V249H221ZM234 248H235V247H234ZM234 248H233V249H234ZM85 249H86V248H85ZM95 249H96V248H95ZM101 249H104V250H101ZM124 249H125V248H124ZM132 249H133V248H131V250L128 249V252H129L130 254H128V252H127V253L125 254V256H126V255H127V256L130 255L129 258H132V257L135 258L134 256H136V255H135V253H133L134 251L132 252ZM180 249H181V248H180ZM188 249H189V248H188ZM213 249H214V250H213ZM241 249H242V248H241ZM248 249H251V250L247 251ZM67 250H68V251L65 250L64 252L71 253V252H69V249H67ZM114 250H115V249H114ZM129 250H130V251H129ZM134 250H135V249H134ZM136 250H137V249H136ZM146 250H147V249L145 248V250H143V252L146 251ZM176 250H177V249H176ZM178 250H179V249H178ZM182 250H183V249H182ZM184 250H185V249H184ZM190 250H191V249H190ZM234 250H235V249H234ZM103 251H105V253H104ZM125 251H126V250H125ZM148 251H150V250L148 249L146 252H148ZM232 251H233V250H232ZM232 251H231V252H232ZM244 251H245V253H244ZM96 252H95V253H96ZM110 252H111V251H110ZM123 252H124V251H123ZM162 252H163V251H162ZM179 252H180V251H179ZM185 252H186V251H184V253H185ZM224 252H225V253H224ZM227 252H228V251H227ZM256 252L258 253V251H256ZM111 253H114V251L111 252ZM124 253H125V252H124ZM132 253L134 254V256L132 255ZM155 253H156V252H155ZM159 253H160V252H159ZM164 253H165V252H164ZM186 253H187V252H186ZM188 253H189V252H188ZM188 253H187V254H188ZM215 253H216V256L214 255ZM254 253H255V252H254ZM73 254H74V253H73ZM180 254H181V253H180ZM230 254H231V253L229 252L228 255H230ZM232 254H233V253H232ZM97 255H98V254H97ZM151 255L153 256V253H152V252H151ZM155 255H157V254H155ZM160 255H161V254H160ZM177 255H178V254H177ZM183 255H184V254H183ZM68 256H70V254H68ZM71 256H72V255H71ZM104 256H103V257H104ZM153 257H154V256H153ZM159 257H160V256H159ZM216 257H217V258H216ZM221 257H222V256H221ZM229 257H230V256H229ZM104 258H105V257H104ZM129 258H126L127 261H126V259H124V260H125L127 263L130 262L129 264H132V261H129V260H128ZM136 258H138V257H136ZM154 258H155V257H154ZM243 258H244V257H243ZM252 258H253V257H252ZM259 258H260V257H259ZM262 258H263V256H262ZM157 259H158V258H157ZM157 259H155V260H157ZM159 259H160V258H159ZM255 259H256V257H255ZM124 260H122V261H124ZM135 260H136V259H135ZM161 260H162V259H161ZM211 260H213V258H212ZM220 260H221V258H220ZM220 260H219V261H220ZM243 260H244V259H243ZM245 260H246V257H245ZM249 260H250V259H249ZM140 261H141V260H140ZM142 261H143V260H142ZM246 261H248V260H246ZM254 261H256V260H254ZM257 261H258V260H257ZM262 261H263V263H264V260H262ZM89 262H90V261H89ZM102 262H103V261H102ZM102 262H101V263H102ZM134 262H135V261H134ZM136 262H137V261H136ZM143 262H144V261H143ZM157 262H159V261H157ZM209 262H210V261H209ZM212 262H213V261H212ZM212 262H211V264H212ZM229 262H231V261H229ZM120 263H122V262H120ZM161 263H162V261H161ZM215 263H219L218 260H216ZM263 263H262V264H263ZM88 264H89V263H88ZM90 264H93V263L90 262ZM123 264H125V263H123ZM164 264H165V262H164ZM187 264H188V262H187ZM222 264H223V263H222ZM249 264H250V263H249ZM253 264H255V263H253ZM258 264H259V261H258Z\"/></svg>",
	"mask_w": 264,
	"mask_h": 264
}]
</instances>
